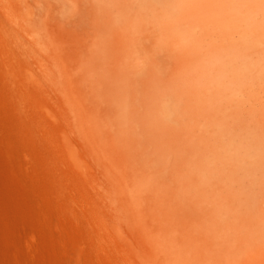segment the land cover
<instances>
[{"label": "rangeland", "instance_id": "obj_1", "mask_svg": "<svg viewBox=\"0 0 264 264\" xmlns=\"http://www.w3.org/2000/svg\"><path fill=\"white\" fill-rule=\"evenodd\" d=\"M2 1H3V4L2 5L0 4V7L2 9V10L0 9V14H3V15H1L0 17H2L3 19H6V21L3 22V19L0 18V32H1L0 36H2V38L0 37L1 38L0 39V48H1L0 53L2 52L0 54L1 62H2V63H0V103L3 104V109H0V120L3 121V122L0 121V124L2 123V125H0V264H49L45 261L47 258L52 259V260L56 259V260L61 262V260L63 258V253H61V251L63 252L64 248L71 249V250H76V249L82 248L81 239L85 240L84 242H86V247L88 246V249H89L88 253L83 254V261L81 264H88V263L89 264H125L126 259L130 262V264H132V262H135L137 260V257H134V258H136V260L132 257L136 252L139 251V254L137 255L138 257L145 254L142 252L144 251L143 248L145 246H147V244H148V242H145L146 237L147 236L151 237L150 235H152V236L166 235L167 232L165 231L166 227H164L161 222H155L153 220H151L150 222L146 221L147 220L146 216L150 215V213L147 211V209L145 210L144 207H141L142 211L138 210L139 219H140V220L139 219L138 220L140 221V223H142L140 226L139 222L138 223L136 222L137 219H133V218L138 217V216H134V213L138 214L137 211H134L131 207L130 212H129V209L127 208V205H129L128 207H130V202L128 201L129 199H127L129 204L125 200V202L127 203V204L125 203L126 204V208H125V206L123 205L124 202H121V200L122 201H124V200L119 198V196L120 197L123 196L125 198V196L123 195V192L121 194L120 190L118 189V188H121V186L123 187V185L118 183V184H120V186H118V187L115 186L117 184V182L116 181L112 182V180H113L112 175H113V170H117V169L119 170L123 167L122 164L126 161L125 158H126V154H127L126 152L127 151H130V153H132V154H138L140 152H144L143 157L145 156L146 158H148L147 162H148V165L150 167V171L148 172V182H149L148 183V185H149L148 189L138 191L137 196L135 198L137 203H139L138 206L141 205L142 198L145 197L147 195V193H149L151 191V188L152 189L154 188V186H153L154 183H156V186H160L161 184H165L166 186H168L169 183H171V185L173 184L171 187L172 188L171 190H172V194H173L174 199H170V201L173 204H177V207L179 209H181L179 213H183V210H184V214L181 217L182 219H184V226L186 225L188 220L192 222V225L190 227L188 225V227H187L188 229L184 231V250H182L184 252V255H188L189 257H191L192 261L190 260V264H264V190L262 189V187L264 185V182H263L264 181V177H263L264 175L261 176V178H262L261 180L259 179L260 175L263 173L262 170L264 171V169H262V165L264 166V157L261 156V154H260L261 152L264 151V149H263L264 145H263V147L261 144L257 145V143H261L262 139H264V135H263L264 134V122L262 124L263 127L261 126V127H259L260 129L258 128V126H260L259 123H261L262 120H264L263 119L264 113L260 112L261 114H263V115H260V113H258L260 108H259V110L255 109L258 111L256 112L254 110V112L256 113L254 115L255 116L257 114L260 115V116L255 117L253 115L254 112L253 113L251 112L252 111L251 109H253L254 107L251 109L249 108L250 106L251 107L253 106L252 101L255 102L256 99H257V101L260 99L259 100L260 102H261V100H263L260 103V107H261V109L264 107L263 106L264 105V95H263V98H261L262 96L258 97L260 93L263 94V92H261L260 90H262V88H264V84H263L264 83V74H260L259 76L257 75L258 76V77H256L257 81L254 79V81L256 83L251 82L250 89H248V88L245 89V90H247L248 93L245 94L243 92L244 94L239 95L240 97L238 95H232V94H222V95L220 94L219 95L217 93L218 95L213 97L214 100H212V98L210 99V97L208 98V96L211 95L213 91L211 90L212 91L211 92L207 88V86H205L206 85L205 80L204 79L202 80V78L199 77V76H201L199 74H198L199 80L196 82H200V84H201V80H202V82L204 81L205 84L202 83L201 85H199L198 83H195V87L197 84H198L197 86H199V87H197V89H194V84L192 83V81H190V79L194 81L193 78H197V77L195 75L193 77V74H196V72H193L192 70H194L195 65L198 66L199 68H202V66H203L202 61L204 62L206 59V58L204 59L202 57L203 56L202 54L205 53L204 56L206 57V55L208 53V51L204 52V53H201V52H203L205 50H210L212 47H214L221 40V37L215 36L213 34H209L208 31L206 32V30L203 29V27H201L202 32L203 33L206 32L209 34V35L205 34L207 37H204L205 35L202 34L203 36H201V37L205 38V42H203L204 39L202 40V38L199 37L200 28H195V30L199 29L198 32L196 30V33L198 34V37L196 39L197 34H194L195 33L194 27L195 26L199 27V26L194 25L192 27V22L193 21L197 22L198 18L196 15L194 17L193 11H192L193 12L192 17H194V18H192V17L188 18V16H186L188 14L187 10H185V12L187 13L185 15V17H187V18H184L185 13L183 11H184V9L193 7L197 3V0H168V2H170L171 4L176 6L177 10L173 11L170 9L167 12H163V13L159 11V7H158L159 4L161 3V0H27L29 3L28 7L25 5L20 6L19 4H21L22 0H16L17 3L15 4V2H14V4L16 6L14 5V7H13L15 9V12H13L14 10L11 9L12 7H10L11 6V3H10L11 0H2ZM12 6H13V4H12ZM185 6H187V7H185ZM9 7L11 10L9 9ZM16 9H17V11H16ZM18 11H20V12H18ZM181 12L184 14H182ZM190 12L191 11H189V13ZM171 13H173V14H171ZM188 15H190V14H188ZM74 16H75V18L78 17L76 21L69 19V17H74ZM60 17L66 18L65 22L59 21V20H61ZM7 19L11 20V22H9V21L7 22ZM5 22L8 24L7 25L8 28L5 25L6 24ZM59 22H61V23H59ZM179 23H180V25H179ZM195 24H197V23H195ZM4 25H5V27H4ZM9 26H11V28ZM181 27H183L185 31L182 30ZM192 28H193L192 31L194 33L189 32V31H191ZM6 30H8V31H6ZM188 33H189V36H192L191 33H193V36L196 35L194 38H192L193 36L191 37L192 40L195 39V41H197V40L198 41L200 40V41L199 42L197 41L194 45H191L192 41L189 42L191 39L190 38L187 39V37H189V36H187ZM3 34H4V36H3ZM185 36H186L187 40H189V39L190 40L189 41L185 40V38H184ZM3 37H5V39ZM11 38L13 39L12 40L13 42L10 41ZM42 38L46 41L48 40L47 42L54 43V45L47 43L49 45L47 47L45 41ZM20 39L22 42L19 41ZM128 39H129V41H128ZM201 40L203 43H201ZM15 41L17 43L20 42L19 45H17V44L15 45ZM9 42H10V44H8ZM24 42H28L29 45L28 44L26 45V43L24 44ZM11 43H13L12 44L13 47L11 46ZM22 43H23V45H20ZM56 44H58V45H56ZM15 46H16V48H14ZM50 46H51L52 50L48 51V48ZM194 46H196V47H194ZM10 47H12V50H14V54L16 52L15 55L20 59H18L15 55L12 56L13 52H12V50H10ZM190 47L192 49H190ZM23 48H24V50L22 51ZM15 49L17 51H15ZM35 49H37V52H38L37 56L35 55L37 53L36 51H34ZM193 49H196V51L193 52L194 51ZM6 50H8V51L5 52ZM28 50H31V51H28ZM199 50L201 52H199ZM9 51H10V53H9ZM23 52H25V53H23ZM28 52L31 53V55ZM198 52L201 53L200 54V56L202 55L201 57L198 55L199 54ZM39 53L41 55H39ZM10 54H12V55L10 56ZM27 54H29V55H27ZM23 55H24V57H23ZM26 55H27V57H26ZM30 56H31L32 60L29 58ZM38 56H40V58H36ZM12 57H14V59H12ZM188 58H190V59H188ZM201 58H203L202 61H201ZM10 59H11V61H10ZM15 59L22 61V65L24 64L23 62H25V64H24L25 66L28 64V62L30 63V61H32V64H30V65L28 64L29 66L27 65V67H26L28 69V73L24 72L25 66H23L24 70L21 67V70L23 72L21 71L20 74H18L20 77L16 74L17 69L15 68L14 64H11L12 62L14 63L16 61ZM38 59H41L42 61H39ZM193 59L195 61L198 59L196 61V63H199V61H200L201 62L200 64L202 66L194 63ZM36 61H38V62H36ZM35 62L38 65V67L36 65H34ZM44 63H46V64H44ZM1 64L4 67L1 68ZM42 64H43V66H42ZM78 64L83 65V67L81 69H78V67H77ZM189 64H191V65L195 64V65H193L194 68L192 69V66H191L190 70H189V68L187 69V67H190ZM186 65H187V67H186ZM33 66L35 68L37 67V69H36L37 72H35L36 70L33 68ZM30 68H32V69H30ZM44 68H46L45 69L46 71H43ZM7 69H12L15 72V75L18 77V79L23 80V84L20 85L21 86L20 91H16V92H18L17 93L18 95H16L15 91L13 93V90L10 91V94H9V92L6 91V89H5V86H7L9 83H7L8 81L5 77V75H2V74L5 73ZM27 69L25 71H27ZM195 69H198V68H195ZM30 70L32 72L34 71L33 72L34 74L30 73L31 77L29 75L28 76L31 80L30 82H33L34 85H36V90H35V86L32 87L33 84H31V83L30 84L28 83L29 87L31 86L30 88H28V85L26 83L29 81L28 80L29 78H27L28 76L23 75V77H22V74H24V73L26 75L29 74ZM103 70H105V71H103ZM187 70L191 71V72H188ZM44 72H45V74H44ZM192 72H193V74H192ZM37 73L39 74L38 77L40 76V73H41L40 78L41 79L43 78L42 82H41V80H39L40 78L37 79V77L35 76V74H37ZM16 76H15L16 85H18L19 80L17 79ZM260 76H262L261 77L262 79L260 78ZM178 77L180 80L179 79L177 80ZM182 78H184V79L182 80ZM25 79L28 81H25ZM181 80H182V82H181ZM195 80H197V79H195ZM189 81L192 84H190ZM20 82L22 83L21 80H20ZM259 82H261V83H259ZM253 83H255V84H253ZM257 83L259 85L261 84L260 87H262V88H259L260 89L259 91L257 90L258 89ZM68 84H69V86H68ZM23 85H24V87H23ZM25 85H27V86H25ZM65 85L68 86V87H66L67 89L68 88L69 89L71 88V89L70 90L66 89V92H65V90H63L65 94L62 92L63 93L62 96H60L61 95L60 93H59L60 95L56 94L55 93L56 90H55V92L53 91V89H55V87L61 88V86L65 87ZM37 86H39V87L37 88ZM187 86H189L188 89L186 88ZM201 86L204 88L206 87L205 89L202 88L204 90V92H203V90L202 91H199L200 89L198 90V88H200ZM254 86H256V87L254 88ZM40 87H41V90H40ZM31 88H33V89H31ZM189 88H191V89L189 90ZM192 88L195 90L194 92H196V96L200 102H198V101L196 102L195 99H193V97L192 98L188 97L189 99L186 98L190 94L188 92H191V91H192L191 93H193V95L191 94V96H194V92H193ZM28 89L31 90L32 92L28 91ZM43 89H45V90H43ZM184 89L186 91H184ZM255 89H256V92H255L256 94L258 92H260L259 94H257L258 95L257 98H255L256 96H254V97H252L251 95L247 96L250 93V91H251L250 94H253L254 93L253 91ZM90 90H92V92H90ZM205 90L208 92L210 91V94L207 92V97H206L209 100H206V98L204 99L203 97H201L203 94L201 96H199V94H201V92L205 93ZM68 91H70L72 94H69ZM197 91H199V93ZM262 91H264V90H262ZM176 92H177V94H176ZM183 92H184V94H183ZM3 93H5V94H3ZM140 93H143V94H140ZM186 93H188V94H186ZM23 94H24V96H23ZM73 95H74V97H71V98H74V99L71 100L70 96H73ZM223 95H225V96H223ZM227 95H228V98H227ZM230 95H232L234 97L237 96L239 98L238 100H240V102L238 100H236L237 99L236 97L235 98L234 97L232 98V96L229 97ZM243 95H245V96H243ZM17 96H20V98L22 97L21 98L22 106L20 108L17 105H15V102H16L15 98H17ZM80 96H82V97H80ZM203 96L205 97V95H203ZM213 96H214V94H213ZM217 96L218 97L222 96L223 98L225 97L224 98L225 100L220 98L223 101H226L228 99L230 100L232 98L233 99V101L231 99L232 106H231V102L228 103L229 100L226 103H224ZM246 96L247 97L251 96V99L247 98ZM241 97H242V99H241ZM244 97H245V99H244L245 101L243 100ZM190 98L193 100H191ZM200 98H201V100H200ZM215 98H218V100H220L219 106L216 105V104H218V102H217L218 100H216ZM252 98L254 100H252ZM73 100L79 102L78 105H77V103L75 105V102H73ZM202 100L204 101L205 106L203 105L204 104L203 102H202L203 103L202 108L197 106L198 110H201L200 112H198V114H201L203 112L204 114L206 113V115H210V113H213V111L217 110V108L215 110V105L217 107H220V105L222 106L224 104L223 107L228 106V107H226L228 112H229L228 108L230 106H231L230 107L231 110L234 109L232 107H236V109L232 112L235 113V111L238 109L236 111V113L237 112L238 113L241 112V113L238 114V116H240V117H237V118L238 119L241 118L244 122L241 121L242 122L241 123L240 120L232 117V115H235V117H236L237 116L236 114L230 115L233 118L232 119L233 122L237 119L236 121H239L240 124L238 122L237 123L235 122L236 124L229 122V124H227L229 129L227 128V130H229V132H230V130H233V128H234V130L231 131L230 135H229L228 134L229 132L226 133V130H225V132H223L224 127L226 126V124L224 122L226 120L227 121L231 120V118H228V117H230L229 114L232 112H230V113L227 112L228 117L226 120H224L222 118L224 120L223 124L225 126H223L221 124L222 119H220V122H219L220 124L217 122V119H213L214 120L213 122L216 121V123H218L219 126L221 125L222 128H221V126L218 127V125L216 123L215 124L217 125V127L212 122H208V124L209 123L214 124L213 128L215 129V127H216V130L214 131L215 134L217 132V128L223 129L220 132H222V136H224V137L220 136L221 133L218 131L216 135H219L218 136L219 139L216 135H214L215 136L214 137L213 136L214 132H212V130H214V129H212L211 128L212 126H210V124L208 125L207 122H205L207 125L203 123V121L205 120L203 117H199L201 119L203 118V120L197 119L196 116H195L196 119H194L192 117L193 114H196L194 111L195 110L198 111L196 106L194 108V105H200L201 106V104H199V103H201ZM215 100H216V102H215ZM12 101H14L13 104H12ZM64 101H67V102H64ZM70 101H71V103H69L66 108H63V109L61 107H60L61 109L58 108L60 105L61 106L63 105L62 107H65V105L62 104V102L68 103ZM170 101H172V102L169 103ZM187 101L189 102V106H188L189 108H191L190 106H192V105H190V103L192 101L193 102L195 101L196 103H198V104L192 103L193 104L192 107L195 109V110L193 108L191 109V111L194 110L191 113L192 115H190V117H192V118L187 117V116H189V113L191 112L189 110V108L185 106L186 104L188 105ZM207 101H209V102L212 101V102L209 103ZM236 101L239 103H241V101L242 102L247 101L245 104L247 105L248 108L246 109V107L243 106L244 105V103H243L242 109H240L241 105L238 106V103H236ZM259 101L257 102L258 103L257 105L254 104L255 107L256 106L259 107ZM165 102L167 105L165 104ZM206 102L210 106L214 105L213 102L216 103L214 105V107H211V112H209L210 107L207 106ZM234 102H235L236 106H235ZM57 103L59 104V106H57L58 105ZM163 103L165 106L163 105ZM227 103L230 105H228ZM71 104L73 105L72 107H74V110H76L77 106L80 105L78 107V109L76 110V112L78 111V115H77V113L75 114V111H74V114L71 115L73 112V110H72V112L70 110ZM248 104H249V106H248ZM14 105L17 109L16 113H15V110H16L15 107L13 108ZM23 105H25L24 107H26V109H24ZM31 105H34V106L32 107ZM47 105L49 107H50V105H51V107L52 106L54 107V109L52 110L53 112L56 111L55 109L58 108L57 114L59 117H61L59 119V121L57 118H55V117H58V116H56V113H54L55 116L52 114V112L50 113V110L48 109L49 107H47L49 112L47 111L46 108L44 109V107H46ZM130 105H131V107H130ZM169 105H170V107H169ZM55 106H57V107H55ZM183 106H184V108H183ZM237 106H238V108H237ZM51 107H50V109L53 108V107L52 108ZM159 107L161 109H159ZM203 107H204V110H203ZM223 107H220V108H223ZM243 107H244V109H243ZM35 108H36V110H35ZM212 108H214V109H212ZM80 109H82L83 115H82L81 111H79ZM93 109H94V111H93ZM179 109H180V111H179ZM205 109L206 110L209 109V111H207L208 113L206 112ZM239 109H240V112H239ZM2 110H4V111H2ZM44 110L46 111V113ZM218 110H220V109H218ZM224 110H225V108H223L221 111H224ZM1 111L4 114H2ZM39 111H40V113H39ZM140 111H141V113H140ZM177 111L181 112V113L178 114ZM183 111L187 112L188 114H186ZM217 111L215 113H218ZM261 111L264 112V110H261ZM7 112H9L8 113L9 117L6 115ZM28 112H30V113H28ZM65 112H67V114H69L68 120L66 117H64V118L62 117L64 115H67ZM169 113H170V115H169ZM215 113H213V114H215ZM222 113H218L219 118L222 115ZM224 113L226 114V111ZM18 114L20 116V117L18 116V118L20 119V122H21L20 123L21 128L24 130V131L22 130V136L24 135L22 138L16 136L14 131L12 129L10 130V128H9L10 124L7 123L10 120V118H13L15 116L17 117ZM25 114H26V117H25ZM30 114H31V116H30ZM198 114H197V116H200ZM219 114H221V115H219ZM225 114L223 117L226 118ZM1 115L3 117L4 116H6V117H4L2 119ZM27 115H28L29 120H31L32 117L34 119H32V121H27V119H26ZM39 115H41V116H39ZM74 115L78 116L80 121H77L78 118H75ZM91 115L93 117H90ZM182 115H183V117H182ZM206 115H203V116H206ZM163 116H165V118ZM169 116H171L170 117L171 119L169 118ZM213 116H215V115H213ZM213 116H211V117L207 116L205 118H207V120H208L209 118H212ZM132 117H135V118H132ZM172 117L175 118V120ZM177 117H178V119H177ZM216 117H217V115H216ZM216 117H214V118H216ZM5 118H7L9 120H7ZM162 118H164V119H162ZM219 118H218V121H219ZM253 118L256 120L254 121ZM184 119H186V120H184ZM82 120L85 121L84 122L85 123L84 125H86L85 127L88 126L87 130H86V128L83 127L84 125L82 124L83 123ZM161 120H162L163 124L164 123H166V124L163 125ZM197 120L201 123H198ZM210 120H208V121H210ZM40 121H42V122H40ZM70 121L73 123V125L75 124L76 126L77 125L80 126V124L83 125V126L82 125L80 126L81 127L80 130H79V128H77L78 126L76 127L75 125H74L75 127L72 125L71 128H73V127L76 128L77 129L76 132L77 131L80 132L83 129L81 132H84V134L86 135L83 137L84 140L78 139V136H77L78 132L74 133L75 130L70 129V127L68 128V126L71 125ZM131 121H133V122H131ZM195 121L197 122V124ZM57 122H58V124H57ZM69 122H70V124H68ZM78 122H79V124H78ZM175 122H178V123H175ZM255 122H257V123L255 124ZM230 123H231V125H230ZM167 124H169V125H167ZM199 124H201L200 129L195 130L196 128H199ZM257 124H258V126H257ZM3 125H4V127H3ZM63 125L64 126L66 125V126L64 127ZM133 126L135 127V129ZM169 126H170V128H169ZM244 126L246 128H248L249 130L252 129L250 132H248L249 131L248 129H247V131H245V132H248L249 134L248 133H242V130H244V129L246 130V128ZM249 126L251 129L249 128ZM162 127L163 128L166 127V129L168 128L167 131L163 130ZM230 127H232V128H230ZM256 127L258 129H255ZM58 128L62 129V130H59ZM65 128H67L68 130H64ZM69 129H70V131H69ZM137 129H138V131H137ZM201 129L207 130L208 132L210 131L209 133L210 134L212 133V137L217 138L218 140L215 139L213 141L214 138L212 139L208 132L206 133V131L204 132ZM254 129H255V131H254ZM172 130L173 131L176 130V131L173 132ZM189 130H190V132H189ZM256 130L258 132H256ZM260 130L263 131L262 138H260L261 137ZM59 131H61L59 133V135L61 134L60 135L61 139L58 135ZM67 131H68V133L71 132V134H68ZM133 131L134 132L136 131V132L134 133ZM234 131H235V134H234ZM162 132H163V134H162ZM181 132H182V134H181ZM255 132H256V134L254 135ZM66 133H67V135H66ZM132 133H133V135H132ZM166 133H167V135H166ZM218 133H220V134H218ZM257 133H259L260 136ZM52 134H53V136H52ZM79 134L81 135V133H79ZM103 134H104V136H103ZM190 134L193 136V138ZM65 135H66V138H65ZM68 135L71 136V137L69 136L70 139L68 138ZM73 135L75 136V138L77 137L76 142L79 140L77 143L75 142L77 145L75 147H74L75 143L73 141L72 142L70 141V140H74ZM87 135H89V138L93 137V140L92 139L89 140ZM90 135H92V137H90ZM130 135H132V136L135 135L134 136V137H136L135 140H134V137L130 138V137H132ZM207 135H209V136H207ZM232 135H234L233 139L231 137ZM236 135H237V137H235ZM242 135L244 137V138L243 137L242 138L244 140L247 139L248 142H249V139H251V138H249L250 136L253 137V139L255 138L256 140H258L259 142L252 139L253 141L250 140V145L253 142H256V143H253L251 146L248 145L246 140H245L246 144L244 143V141H243L244 144L243 143L241 144L240 141L242 139H240V141H239L238 137L241 138ZM25 136H27V137H25ZM63 136L65 139L63 138ZM102 136H103V139L101 138ZM138 136H140V137H138ZM187 136H189V137L187 138ZM228 136H230L231 138ZM79 137L81 138V136H79ZM170 137H172L173 140ZM195 137H197V138H195ZM226 137H228L229 139ZM87 138H88V140H85ZM138 138H140L141 141ZM177 138L179 139V141L177 140ZM209 138H210V140L212 139L211 141H213V142H209ZM224 138L227 141L229 140L228 142L232 141L231 142L232 144L231 145H230V143L227 144L228 143L227 142L225 145L226 140ZM236 138L238 140H236ZM20 139H21V141L23 140L20 145L25 144L24 145L25 147L21 146V150L24 148L21 151V154L15 155L16 157L14 156L15 158H17V160H14V158L10 159L13 156V154H12V152L10 153L8 151L10 153V155H9L6 151L10 149L9 148V147H11L10 143L13 144L14 142H21V141H19ZM185 139H187V140H185ZM192 139H193V141H192ZM234 139L236 142L239 141V145H237L238 142L236 143L234 141ZM259 139H261V140H259ZM24 140L29 141V142H25ZM94 140H96L95 141L96 144H95V142H93ZM132 140H133V142H132ZM30 141H32L34 145L32 143H30ZM60 141H61V143H60ZM62 141H63V143H62ZM64 141H66L65 144H64ZM87 141H88V143H90L89 147H87V145H88V143H86ZM112 141L115 143V145H112ZM128 142H130L131 144ZM214 142H217V143L214 144ZM220 142H222V143H220ZM68 143L70 146L72 145L71 147H74V148H70ZM176 143L178 145H176ZM195 143H196V145H195ZM197 143H199V145ZM211 143H213V144H211ZM59 144H61V148H63V149L66 146L65 150L67 152V155H66V153H64L65 151H62V149L59 148L60 147ZM235 144L237 147H240V148L242 147V149H244L245 151L247 149L251 150V148L253 146H254L253 149L258 147L257 151L260 153H258L256 151V149L251 150V151L249 150V153L247 150L248 154L245 151L240 150V151H242L241 152L242 155H239V154H241L239 152L240 148L239 149H237V147L235 148ZM92 145H93V148L90 149V147H92ZM96 145H98V147H99L98 149L101 148L100 152H99V150H97ZM132 145H134V146L132 147ZM244 145H248L250 148H246L248 146L245 147ZM259 145L262 147L263 151L260 149L261 147ZM138 146H141L142 148L140 149ZM167 146L170 149L167 150ZM192 146H193V148H191ZM219 146H221V147H219ZM226 146H230V148H228ZM129 147H130V150H129ZM144 147L146 148L145 149L146 152L143 150ZM88 148H89V150H92L96 155H93V152L92 153L88 152V153L92 154V156H90L86 152L87 151L86 149H88ZM138 148L140 149V151ZM231 148H235V150L237 152L235 151L236 153L233 154V151H232L233 149H231ZM193 149H194V151H193ZM226 149H228V151ZM259 149L261 151H259ZM171 150H173V151H171ZM177 150H178V152H177ZM201 150H202V152H201L202 155L199 154ZM215 150L218 152H216ZM26 151H28V152H26ZM75 151H76V154L74 153ZM102 151L103 152L105 151L104 152L105 154L102 153ZM254 151H255V153L257 152V154H259V156L257 155V157H256V154L254 153ZM22 152H23V155H22ZM194 152H196L198 154L196 155V153H194ZM214 152L217 153L215 157H213L215 155ZM229 152L231 153L230 155H229ZM100 153L104 154L103 155V161H104V158L105 159L107 158V161L108 160L110 162L112 161L111 163L110 162L109 163L112 164L113 166H115L116 169L112 170L113 167L111 165H109L110 167H107L109 164L107 161H105L106 163H108L107 166L104 165V164H106L104 162V163H102L104 166H101V168H100V165H101L100 163L102 162L101 161L102 155ZM174 154H175V156H174ZM232 154H233V156H232ZM245 154L246 155L250 154V157L249 156L247 157ZM251 154H253L252 158H251V156H252ZM254 154H255V156H254ZM20 155H22V156H20ZM100 155H101V157H100ZM220 155L222 158L220 157ZM243 155H245V156H243ZM65 156H68L69 158H66ZM93 156H95V157L98 156V159L96 160L97 157L93 158ZM225 156L228 159V162H229V157L232 156L231 160L232 159L233 160L231 161V163L234 161L232 164L236 167H237L238 163L242 164V159H240L242 156H243V159H245V162H246V160H248L247 162H249V161H251V163L254 162V164H251V163L247 164V162L246 163L244 162V163L247 164V166L248 165L249 166L255 165V166H252L255 169L251 167V169H248V170H253L254 172H256V175L252 176L251 173L253 171L250 173V175L252 177L257 178V181L260 180L259 181L260 183L263 182L262 185L257 182L258 187L256 186L257 188L256 187L254 188L253 185H255V183H256L255 179L252 177L247 178V176L249 175L248 172H250V171L247 170L248 172H245L244 167L245 168H249V167H246V165L244 163H243L244 164L243 165L244 166L243 171L240 170L241 166L239 167V165H238L239 171H241V173L237 171L238 169L236 167H235L236 168V170H235L233 165L230 168H226L227 165H231V163L227 164V161H226L227 159L225 158ZM227 156H229V157H227ZM235 156H237V158L238 157L239 158L237 159ZM260 156H261V158L263 157L262 158L263 160L260 159ZM78 157H79V159H82L83 161L82 160L76 161L75 159H77ZM90 157H92V158H90ZM246 157L248 159H246ZM175 158H178V159H175ZM235 158L237 159V162H235L236 161V160H234ZM256 158H259V160L258 159L255 160ZM51 159H52V161H51ZM66 159H68V160H66ZM162 159H164V160H162ZM204 159H205V161H203ZM222 159H223V162L221 161ZM224 159H226V160H224ZM252 159L255 161H253ZM71 160H72V162H71ZM199 160L200 161L202 160V161L200 162ZM239 160H241V161H239ZM95 161H96V164L99 161L98 166L95 164ZM18 162L21 165V167H20L21 170L18 168L20 166L18 164ZM80 162H83V164H81ZM87 162L90 164V167H89V164H85ZM225 162L227 165L225 164ZM255 162H257L258 164H259V162H261L262 165L260 164L261 166H258L257 163H255ZM200 163L202 164V166H201V168H198V165H200ZM204 163H206V164H204ZM163 164H164V166H163ZM176 164H179V165L184 167V171L182 173L183 176L180 175L179 178H178V175L172 174L173 171L170 172V170H171L170 166L171 165L176 166ZM51 165H54L55 171L53 170V166H51ZM65 165H66V167H65ZM73 165L76 167H73ZM221 165L223 166L224 170H222V168H220V167H222ZM83 167L86 170H84ZM102 167H105L106 169L108 168L107 169L108 171L106 169L99 170V169H102ZM260 167L262 170L260 171V175H258L257 169H259ZM61 168H64V170ZM97 168H99V169H97ZM209 168H210V170H209ZM78 169H80L81 172ZM87 169L93 170V171L99 170L100 172L96 171L98 173V174H96L95 171L90 172ZM192 169L194 172L192 171ZM212 169H213L214 173L211 171ZM61 170L64 172H62ZM105 170H106V173H108V174L110 173V175H107V177H109V176L112 177V178L110 177L111 178L110 180H108L109 178L106 180L105 178H107V177L103 178L100 176V175L104 176L103 171H105ZM232 170H235L236 172H238L240 176H241L242 172H244V174H242V176L243 175H245V176H244V178H242V176H241V178L244 179L246 182L241 179L242 183H243V181L245 183H247V180H249V179H250L249 180L250 182L251 181L253 182V180H254L255 183L253 182V185L251 187L253 190H248V185H251V184L247 183L245 186H243L241 183H239L240 185H238L237 184L238 181H236V180H238V178L235 179V177L237 175L232 177L234 175V172H235V171L232 172ZM255 170H257V171H255ZM65 171H69L68 174H66L67 172H65ZM79 172L81 174L83 173L84 178H82L83 175L82 176L79 175L80 174ZM111 172H112V174H111ZM208 172H210V173L212 172V174L220 175L219 177L217 176L218 177V181L216 180L217 183L215 182V180L212 176L208 177L210 175V173H208ZM221 172H223V173L227 172V173L222 175ZM236 172H235V174H238ZM58 173H60L59 174L60 176L58 175ZM245 173H248L247 176ZM192 174H194V175L196 174V176L193 177ZM160 175H162V176H160ZM221 176H223V177H221ZM57 177L59 178V180ZM86 177H87V180H86ZM90 177H92L93 181L90 180ZM231 177H232V179H231ZM245 177H246V179H245ZM60 178H62V179H60ZM211 179H213L214 181H212ZM225 179L226 180L231 179V181L233 180L232 185H231V181L227 180V182L228 181L230 182L228 187H230V185L233 187V185L235 183V185L233 187L235 189V192L233 189H231L232 187H230V189L232 191V196H233L231 199V203H230V209L228 207H226L225 204L220 202L219 201L220 198H218V192L224 191V189L221 188L222 187L221 184H224V182H226ZM55 180H57V181H55ZM94 180H95V182H94ZM102 180L104 182L100 183L99 181H102ZM179 180L180 181L182 180L181 183ZM204 180H206V181H204ZM222 180H223V182H221ZM84 181H85V183H84ZM108 181H111V182L107 183ZM194 181H196V182H194ZM239 181H240V178H239ZM75 182L77 183V185ZM115 182H116V184H115ZM157 182H159V183L157 184ZM213 182L216 185H214ZM72 183H74V184H72ZM258 184H260L261 186ZM105 185H107L109 188L107 186L105 188ZM175 185H177V187H178L177 189H176ZM197 185H198V187H197ZM241 185L244 188L240 187ZM75 186H76V188H75ZM81 186H82V191H81V189H79V188H81ZM102 186L104 187V190L106 192H107V190H109L107 193L105 192L104 195L99 194L100 193L99 188H101ZM246 186H247V188H245ZM111 188L113 189L112 192L110 191ZM198 188H199V190H198ZM258 188H259V190H258ZM254 189H255V192H254V195L252 196ZM116 190L118 192H116V194H114ZM121 190H122V188H121ZM83 191L84 192L86 191V192L84 193ZM248 191H252V194H251V192L249 193ZM117 193H119L120 195ZM201 193H203V194H201ZM82 194H85V195H82ZM108 195H112L113 197H115V199L112 196H109L108 198L111 197L112 201H111V199L106 200L105 196L107 197ZM139 196H143V197H141L138 200ZM249 196H250V198H253V199L251 200L249 198ZM103 197L105 200L103 199ZM210 197H211V199L212 198L213 199L211 200ZM88 198H89V200L87 201ZM116 199H119V200H116ZM69 200L71 201L72 204L70 203ZM84 200L87 201L88 205L82 204V202ZM98 200L100 202H102L101 207H100V202ZM130 200H132V199H130ZM244 200H248V201L246 202ZM250 200H251V202H250ZM96 201H98V202H96ZM244 202H246V204H244ZM110 203L113 205L111 206ZM40 204H41V206H39ZM120 205L122 207H118ZM181 205H184V209L182 208L183 206L181 207ZM92 206H93V208H92ZM253 206L255 208H253ZM76 207H79V208H76ZM112 207L114 209H116L117 211L120 210L121 213H118L114 209L112 211L111 210ZM107 208L109 211H111V213L109 212L110 215L106 210ZM121 208H124V210H126V209H128V210H126L125 213H123ZM175 208H176V206L168 207L169 210H174ZM138 209H139V207H138ZM100 211H103V212H100ZM132 211H134V213ZM102 213H105V214L108 213L107 217L109 216L108 218H110V216H111V218L109 220H111V222L113 223V220L116 219L115 221L118 224L117 223L115 224V221L113 224L111 222H110V225L107 224V223H109L108 218H106V215L105 214L103 215ZM126 213H128V214L126 215ZM69 214H71V215H69ZM77 214H80V215L77 216ZM113 214H114V219H112ZM87 215H89V216H87ZM131 215H132V217H131ZM50 216L53 218H51ZM134 220H135V222H134ZM260 221H262V222H260ZM134 223L135 224L137 223L139 226L136 224L135 225L136 227H135ZM132 224L135 228L132 227ZM142 225H143V227H142ZM193 225L195 227H192ZM110 226H113V228ZM137 227L140 228V229L138 228L140 233H142L141 231H143L144 236L146 235V232H147V235L145 236V238L143 237V234L141 236V234L137 232L138 230L136 232L134 231V229L136 230ZM229 227H230V229H229ZM211 228H213L214 230L212 229V231L210 232L209 229H211ZM215 228H217V229H215ZM260 228L262 230H260ZM112 229H114L115 231L112 232ZM116 230H117V232H116ZM95 232L100 235L103 242L102 241L96 242V239L94 238ZM128 232H130V233H128ZM217 232H218V235L220 233L221 234L218 236L216 234ZM115 233L117 234V237H115V235H116ZM137 233H138V235H136ZM141 237H143V239ZM209 237L212 240H210V247L207 250L206 248H202V246H203L202 243H204L206 238H209ZM139 238H141V241ZM143 240H144V243H143ZM99 243H100V245H99ZM141 243H143V244H141ZM149 244H148V246H149ZM227 245H230V247H228V248H231L230 256H228L226 254V248H227L226 246ZM152 246H153V244L150 245L149 247H145V249L148 248L150 250L152 248ZM41 247H43V248H41ZM153 247H154L153 248L154 251L152 250L153 252H157V251L163 252L164 251V250H161L160 248H158V246L154 245ZM110 248H115V249H117L118 252L112 256V259H107L103 255V251H108V250H110ZM135 248L138 251L134 250ZM173 249H175V248H173ZM133 250H134V252H133ZM90 251H92V252H90ZM144 252H146L147 254H150L151 250L149 251L150 253H148L146 250ZM126 253L128 254V256L131 257V259L127 256ZM181 253L182 252H180V254ZM225 256H228L227 259H225ZM114 257H115V259H114Z\"/></svg>", "mask_w": 264, "mask_h": 264}, {"label": "bare ground", "instance_id": "obj_2", "mask_svg": "<svg viewBox=\"0 0 264 264\" xmlns=\"http://www.w3.org/2000/svg\"><path fill=\"white\" fill-rule=\"evenodd\" d=\"M14 2H15V4L17 3L16 0H11V2H10V3H11V6H10V7H12L11 9L14 10V11L12 10L13 12H15V9L13 8L14 5H15ZM0 4H1V5L3 4V1H2V0H0ZM12 4H13V6H12ZM19 5H20V6L25 5V6L28 7V6H29V3H28L27 0H22L21 4H19ZM71 5H72V4H71ZM73 5H74V4H73ZM15 6H16V5H15ZM43 6H44V5H43ZM7 7H8V6H7ZM7 7H6V8H7ZM10 7H9V9H10ZM45 7H46V6H45ZM72 7H73V6H72ZM185 7H187V6H185ZM2 8H3V7H2ZM70 8H71V7H70ZM0 9H1V7H0ZM3 9H4V8H3ZM7 9H8V8H7ZM11 9H10V10H11ZM140 9H141V8H140ZM1 10H2V9H1ZM5 10H6V9H5ZM16 11H17V9H16ZM24 11H25V10H24ZM18 12H20V11H18ZM18 12H17V13H18ZM57 12H58V11H57ZM183 12H184L185 14L182 13V12H181V13L184 14V18H187V17H185V15L187 14V13L185 12V10H184ZM187 12H188V14H190V15H188V14L186 15V16H188V18H189V17H192L193 15H194V17H195V12H194V11H193V12H194L193 15H192V13H193L192 11H191L190 13H189V11H187ZM10 13H11V12H10ZM171 14H173V13H171ZM1 15H3V14H0V16H1ZM7 15H8V14H7ZM3 17H4V16H3ZM9 17H10V16H9ZM194 17H192V18H194ZM0 18L3 19L2 17H0ZM20 18H21V17H20ZM77 18H78V17L75 18V16H74V17H69V19L74 20V21H76ZM192 18H191V19H192ZM18 19H19V18H18ZM58 19H59V18H58ZM60 19H61V20H59V21H62V22H65V20H66V18H64V17H62V18L60 17ZM32 20H33V19H32ZM78 20H79V19H78ZM184 20H185V19H184ZM195 20H196V19H195ZM197 20H198V19H197ZM197 20H196V21H197ZM4 21H6V19H3V22H4ZM8 21L11 22V20L7 19V22H8ZM194 22H195V21L192 22V27H193L194 25L199 26V27H196V26H195V27H194V30H195V28H200V30H199V29H196L197 32H198V30L200 31V32H199V37L203 36L202 34H204V35H205V34H207V35L211 34V33H209V34L206 33L207 31L204 32V33L202 32L201 27H203V26L201 25V23L199 22V20H198L197 22H195V23H197V24H195ZM5 23H6V22H5ZM20 23H21V22H20ZM59 23H61V22H59ZM183 23H184V22H183ZM198 24H199V25H198ZM5 25L7 26L8 24L6 23ZM5 25H4V27H5ZM179 25H180V23H179ZM181 25H182V24H181ZM183 25H184V24H183ZM200 25H201V26H200ZM9 27L11 28V26H9ZM2 28H3V27H2ZM7 28H8V26H7ZM10 28H9V29H10ZM9 29H8V30H9ZM181 29L184 30L183 27H181ZM203 29H204V28H203ZM8 30H6V31H8ZM10 30H11V29H10ZM192 30H193V28H192L191 31H189V32H193ZM196 30H195V33L193 32L194 34H197V33H196ZM184 31H185V30H184ZM203 31H204V30H203ZM0 33H1V32H0ZM2 33H3V32H2ZM17 33H18V32H17ZM193 33H191L192 36H193ZM11 34H12V33H11ZM191 34H190V35H191ZM7 35H8V34H7ZM51 35H52V34H51ZM3 36H4V34H3ZM32 36H33V35H32ZM48 36H49V35H48ZM187 36H189V33H188ZM192 36L187 37V39H188V38L191 39V40L189 39L190 41L186 39V36H185L184 38H185V40H187V41H189V42L192 41V44H191V45H194L198 40H197V41H195V39L192 40V38H194L196 35H194L193 37H192ZM0 37L2 38V36H0ZM9 37H10V36H9ZM191 37H192V38H191ZM197 37H198V34H197V36H196V39H197ZM204 37H207V36L205 35ZM204 37H203V38L201 37L202 40L204 39L203 42H205V38H204ZM1 38H0V39H1ZM3 38L5 39V37H3ZM4 39H3V40H4ZM6 39H7V38H6ZM29 39H30V38H29ZM42 39H43V38H42ZM221 39H222V38H221ZM12 40H13V39L11 38L10 41L13 42ZM43 40H44V39H43ZM51 40H52V39H51ZM183 40H184V39H183ZM202 40H201V43H203ZM219 40H220V39H219ZM1 41H2V40H1ZM5 41H6V40H5ZM19 41H21V39H20ZM44 41H45L47 47L49 46L47 43H49V44H51V45H52V44L54 45V43L47 42L48 40H47V41L44 40ZM44 41H43V42H44ZM128 41H129V39H128ZM187 41H186V42H187ZM193 41H194V42H193ZM199 41H200V40H199ZM199 41H198V42H199ZM3 42H4V41H3ZM21 42H22V41H21ZM53 42H54V41H53ZM182 42H183V41H182ZM19 43H20V42L17 43V42L15 41V45H16V44L19 45ZM25 43H26V45L28 44V42H24V44H25ZM45 43H44V44H45ZM8 44H10V42H9ZM12 44H13V43H11V46H12ZM39 44H40V43H39ZM135 44H136V43H135ZM182 44H183V43H182ZM182 44H181V45H182ZM20 45H23V43L20 44ZM28 45H29V44H28ZM56 45H58V44H56ZM188 45H189V44H188ZM5 46H6V45H5ZM7 46H8V45H7ZM128 46H129V45H128ZM189 46H190V45H189ZM3 47H4V46H3ZM12 47H13V46H12ZM12 47H10V50H12ZM19 47H20V46H19ZM55 47H56V46H55ZM112 47H113V46H112ZM134 47H135V46H134ZM192 47H193V46H192ZM194 47H196V46H194ZM14 48H16V46H15ZM14 48H13V49H14ZM33 48H34V47H33ZM49 48H50V49H49ZM49 48H48V51H49V50L51 51V50H52V49H51V46H50ZM0 49H1V48H0ZM127 49H128V48H127ZM190 49H192V48L190 47ZM4 50H5V49H4ZM23 50H24V48L22 49V51H23ZM31 50H32V49H31ZM31 50H28V51H31ZM193 50H194L193 52L196 51V49H193ZM7 51H8V50H6L5 52H7ZM15 51H17V50L15 49ZM20 51H21V50H20ZM22 51H21V52H22ZM25 51H26V50H25ZM34 51L37 52V49H35ZM34 51H33V52H34ZM38 51H39V50H38ZM207 51H209V50H205V51H203V52H201V51L199 50V52H201V53H204V52H207ZM5 52H4V53H5ZM12 52H13V53H12L13 55L10 54V56H11V55L14 56V55L16 54V52H15V54H14V50H12ZM199 52H198V53H199ZM1 53H2V52H1ZM1 53H0V54H1ZM9 53H10V51H9ZM23 53H25V52H23ZM26 53H27V52H26ZM28 53H29V52H28ZM201 53H199L198 55L200 56ZM6 54H7V53H6ZM29 54L31 55V53H29ZM29 54H27V55H29ZM37 54H38V52H37L35 55L37 56ZM204 54H205V53H204ZM204 54H202L203 56H202V55H201V56L205 59L206 57L204 56ZM27 55H26V57H27ZM39 55H41V54L39 53ZM186 55H187V54H186ZM186 55H185V56H186ZM15 56H16V55H15ZM18 56H19V55H18ZM201 56H200V57H201ZM206 56H207V55H206ZM5 57H6V56H5ZM16 57H17V56H16ZM16 57H15V58H16ZM19 57H20V56H19ZM23 57H24V55H23ZM17 58H18V57H17ZM29 58L32 60L31 56H30ZM36 58H40V56H38V57H36ZM196 58H197V57H196ZM198 58H199V57H198ZM203 58H201V61H202ZM7 59H8V58H7ZM12 59H14V57H12ZM18 59H20V58H18ZM18 59H17V60H18ZM24 59H25V58H24ZM26 59H27V58H26ZM112 59H113V58H112ZM188 59H190V58H188ZM191 59H192V58H191ZM15 60H16V59H15ZM17 60H16L14 63H13V62H12V63L10 62V63L15 65V68L17 69V70L15 69V70H16V74L18 75V74H20V72L22 71V70H21V67H22V69H23V66H25V65H24L25 62H23L24 64L22 65V61H20V60L17 61ZM35 60H36V59H35ZM38 60H39V61H42L41 59H38ZM118 60H119V59H118ZM193 60H194V59H193ZM197 60H198V59H197ZM197 60H196V61H197ZM2 61H3V60H2ZM10 61H11V59H10ZM13 61H14V60H13ZM25 61H26V60H25ZM116 61H117V60H116ZM122 61H123V60H122ZM188 61H189V60H188ZM190 61H191V60H190ZM196 61L194 60L193 62L196 63ZM4 62H5V61H4ZM4 62H3V63H4ZM33 62H34V61H33ZM36 62H38V61H36ZM36 62H35L34 65H36V66L38 67V65L36 64ZM73 62H74V61H73ZM186 62H187V61H186ZM0 63H2V62H1V57H0ZM39 63H40V62H39ZM189 63H190V62H189ZM191 63H192V62H191ZM200 63H201V62L199 61V63H196V64L201 65ZM203 63H204V62L202 61V65H203ZM28 64H29V65L32 64V61H30V63L28 62ZM28 64H27V65H28ZM44 64H46V63H44ZM186 64H187V63H186ZM4 65H5V64H4ZM14 65H13V66H14ZM27 65L25 66V70L27 69V68H26ZM29 65H28V66H29ZM187 65H188V64H187ZM187 65H186V67H187ZM189 65H190V67H187V69L189 68V70H190V69H191V66H192V69H193V68H194L193 65H195V64H193V65L189 64ZM202 65H201V66H202ZM31 66H32V65H31ZM42 66H43V64H42ZM201 66H200V67H201ZM2 67H4V66L1 64V68H2ZM5 67H6V66H5ZM8 67H9V66H8ZM37 67L35 68V67L33 66V68H34L35 70L37 69ZM77 67H78V69H81V68L83 67V65L78 64ZM202 67H203V66H202ZM127 68H128V67H127ZM144 68H145V67H144ZM195 68H199V67L195 65ZM195 68H194V69H195ZM30 69H32V68H30ZM45 69H46V68H44L43 71H46ZM3 70H4V69H3ZM23 70H24V69H23ZM25 70H24V72H25V73H28V69H27V71H25ZM47 70H48V69H47ZM126 70H127V69H126ZM1 71H2V70H1ZM103 71H105V70H103ZM187 71H188V70H187ZM192 71H193V70H192ZM2 72H3V71H2ZM17 72H18V73H17ZM22 72H23V71H22ZM33 72H34V71H33ZM33 72L30 70V71H29V74L26 75V74L24 73V74H22V77H23V75H25V76H28V75H29V76H30V73H33ZM35 72H37V70H36ZM38 72H39V71H38ZM127 72H128V71H127ZM188 72H191V71H188ZM193 72H194V71H193ZM193 72H192V74H193ZM89 73H90V72H89ZM124 73H125V72H124ZM124 73H123V74H124ZM33 74H34V73H33ZM44 74H45V72H44ZM65 74H66V73H65ZM120 74H121V73H120ZM2 75H5V77H6L7 81H8L7 83H9L7 86H5V89H6V91L9 92V94H10V91H12V90H13V93H14V91H15V92H16V91H20V88H21L20 85L23 84V80L20 79V80L22 81V83H21L20 80L18 79V77L15 75V72H14L12 69H7L6 72L3 73ZM38 75H39L38 73L35 74V76L37 77V79L40 78L41 73H40V76H39V77H38ZM190 75H191V74H190ZM194 75L197 77V78H193L195 82H194L193 80H191V79H190V81H192V83L194 84V89H197V87H199V86H197L198 84L201 85L202 83H204V81L202 82V80H203L204 78H203L202 76H199V77L202 78V80H201V84H200V82H196V81L199 80V79H198V74H197V73H196V74H193V77H194ZM15 76H16L17 79L19 80V84H18V85H16ZM18 76H19V75H18ZM29 76H28L27 78H29ZM32 76H33V75H32ZM35 76H34V77H35ZM44 76H45V75H44ZM46 76H47V75H46ZM258 76H259V75H258ZM258 76H256V77H258ZM19 77H20V76H19ZM30 77H31V76H30ZM179 77H180V76H179ZM179 77L177 78V80L179 79ZM261 77H262V76H260V78H261ZM24 78H25V77H24ZM24 78H23V79H24ZM201 78H200V79H201ZM1 79H2V78H1ZM42 79H43V78H42ZM42 79L40 78L39 80H41V82H42ZM54 79H55V78H54ZM183 79H184V78H182V80H183ZM195 79H197V80H195ZM261 79H262V78H261ZM3 80H4V79H3ZM28 80H29V81H28ZM28 80L25 79V81H28V82H26L27 85H28V83H29V84H30V83L33 84L32 87L35 86V90H36V85H34L33 82H30V81H31L30 78H29ZM78 80H79V79H78ZM179 80H180V79H179ZM182 80H181V82H182ZM255 80L257 81L256 78H255ZM5 81H6V80H5ZM33 81H34V80H33ZM89 81H90V80H89ZM187 81H188V80H187ZM190 81H189V82H190ZM51 82H52V81H51ZM85 82H86V81H85ZM252 82H255V81L253 80ZM26 83H25V84H26ZM73 83H74V82H73ZM192 83L190 82V84H192ZM195 83H198V84L196 85V87H195ZM205 83H206V81H205ZM205 83H204V84H205ZM255 83H256V82H255ZM255 83H253V84H255ZM259 83H261V82H259ZM42 84H43V83H42ZM257 84H258V83H257ZM257 84H256V85H257ZM263 84H264V83H263ZM15 85H16V86H15ZM27 85H25V86H27ZM83 85H84V84H83ZM188 85H189V84H188ZM260 85H261V84H260ZM260 85L258 84V89H257L258 91L260 90L259 88H262V87H260ZM68 86H69V84H68ZM68 86H66V85H65V87L63 86L65 89H64L62 86H61L62 89H61V88H56V87H55V89H53V91L55 92V90H56L55 93H56V94H59V93H60L61 95H60V94H59V95L62 96L63 93H64L63 90H65V92H66V89H67L66 87H68ZM191 86H192V85H191ZM205 86H206V85H205ZM1 87H2V86H1ZM23 87H24V85H23ZM30 87H31V86H30ZM30 87H29V85H28V88H30ZM38 87H39V86H37V88H38ZM188 87H189V86H187L186 88L188 89ZM252 87H253V86H252ZM255 87H256V86H254V88H255ZM78 88H79V87H78ZM202 88L205 89L206 87L204 88V87L201 86L200 88H198V90L200 89L199 91H202V90H203ZM247 88L250 89V85H249V87H247ZM31 89H33V88H31ZM60 89H61L62 91H61ZM70 89H71V88H70ZM70 89L68 88L67 90H70ZM190 89H191V88H189V90H190ZM194 89L192 88L193 92L195 91ZM252 89H253V88H252ZM40 90H41V87H40ZM43 90H45V89H43ZM46 90H47V89H46ZM58 90H59V91H58ZM182 90H183V89H182ZM206 90H207V89H206ZM206 90H205V93H202V92H201V94H199V96H201V95L203 94V95H205V97H204L203 95H202L201 97H203V98L205 99V98L207 97V92H208V91H206ZM262 90H264V88H262ZM262 90H260V91L263 92V94H261L260 92L257 91V92H258L257 94H259V93L261 94V95L259 94V96L255 93V92H256V89L253 91V92H254L253 94H250L251 91L249 90L250 93H249L247 96H249V95H251L252 97L256 96L255 98H257V96H258V97L262 96L261 98H263L264 91H262ZM1 91H2V90H1ZM21 91H22V90H21ZM24 91H25V90H24ZM28 91H31V90L28 89ZM173 91H174V90H173ZM184 91H186V90L184 89ZM199 91H197V92L199 93ZM210 91H211V90H210ZM210 91L208 92L209 94H210ZM31 92H32V91H31ZM57 92H58V93H57ZM62 92H63V93H62ZM68 92H69V94H72L70 91H68ZM68 92H67V93H68ZM90 92H92V90H90ZM191 92H192V91H191ZM191 92H188V93H190V94H189L190 96L188 95L186 98H188V97H191V98H192V97H193V99H195L196 102H197V101L200 102L199 99H198L197 96H196V92H194V96H191V94L193 95V93H191ZM203 92H204V90H203ZM211 92H212V91H211ZM213 92H214V93H213ZM213 92H212L211 95L208 96V98L210 97V99L212 98V100H214L213 97H215L216 95L219 94V93L217 94V92H215V91H213ZM17 93H18V92H16V95H18ZM40 93H41V92H40ZM47 93H48V92H47ZM152 93H153V92H152ZM179 93H180V92H179ZM188 93H186V94H188ZM215 93H216V94H215ZM244 93L247 94V93H248L247 90H244ZM244 93H242V94H244ZM3 94H5V93H3ZM43 94H44V93H43ZM56 94H55V95H56ZM64 94H65V93H64ZM79 94H80V93H79ZM81 94H82V93H81ZM138 94H139V93H138ZM140 94H143V93H140ZM162 94H163V93H162ZM176 94H177V92H176ZM183 94H184V92H183ZM213 94H214V96H213ZM242 94H241V95H242ZM254 94H255V95H254ZM67 95H68V94H67ZM197 95H198V94H197ZM219 95H220V94H219ZM221 95H222V94H221ZM23 96H24V94H23ZM33 96H34V95H33ZM139 96H140V95H139ZM195 96H196V97H195ZM211 96H212V97H211ZM223 96H225V95H223ZM231 96H232V95H230L229 97H231ZM238 96H239V95H238ZM243 96H245V95H243ZM247 96H246V97H247ZM251 96H250V97H247V98L251 99ZM4 97H5V96H4ZM4 97H3V98H4ZM71 97H74V95H73V96H70V98H71ZM80 97H82V96H80ZM194 97H195V98H194ZM217 97H218V96H217ZM233 97H234V96H232V98H233ZM235 97L237 98L236 100L239 99L237 96H235ZM235 97H234V98H235ZM239 97H240V96H239ZM1 98H2V97H1ZM21 98H22V97H21ZM21 98H20V96H17V98H15V99H16L15 105H17L19 108L22 106V100H21ZM154 98H155V97H154ZM182 98H183V97H182ZM191 98H190V99H191ZM218 98H219V99L221 98V99L225 100V99H224L225 97L223 98L222 96H221V97H218ZM218 98H215V99L218 100ZM227 98H228V95H227ZM232 98H231V99H232ZM247 98H246V99H247ZM5 99H6V98H5ZM46 99H47V98H46ZM72 99H74V98H71V100H72ZM87 99H88V98H87ZM188 99H189V98H188ZM193 99H191V100H193ZM204 99H203V100H204ZM221 99H220V100H221ZM231 99H230V100L228 99V100H229L228 103L231 102V106H232V101H233V99H232V101H231ZM241 99H242V97H241ZM244 99H245V97L243 98V100H244ZM48 100H49V99H48ZM200 100H201V98H200ZM203 100L201 101V103H199V104H201V106H200V105H194V108H195V106H196V108H197V106L202 108V104L204 103ZM206 100H209V99L206 98ZM206 100H205V101H206ZM216 100H215V102H216ZM220 100L217 101L218 104H216L215 102H213V104H214V105L216 104V105L219 106V104H220L219 101H220ZM223 100H221V101L224 102V103H226V102L228 101V100H226V101H223ZM252 100H254V99L252 98ZM259 100H260V99H259ZM259 100H258V101H259ZM49 101H50V100H49ZM83 101H84V100H83ZM168 101H169V100H168ZM179 101H180V100H179ZM185 101H186V100H185ZM195 101H194V102L192 101V102L190 103V105L193 106L192 103H196ZM238 101L240 102V100H238ZM244 101H245V100H244ZM248 101H249V100H248ZM258 101H257V99L255 100L256 103H255L254 101H252V105H253V106H252V107H251V106L249 107L250 109L254 107L253 109H251V110H252V111H251L252 113L254 112L255 109H258V110H259V108H260V110H259L258 113H260V112L264 113L263 111H261V110H264V109H263L264 107H263L262 109H261V107H260V103H261L263 100H261V102L259 101V107L256 106V107H257V108H256V107L254 106V104H255V105L258 104V103H257ZM13 102H14V101H12V104H13ZM31 102H32V101H31ZM36 102H37V101H36ZM64 102H67V101H64ZM64 102H62V104H64L65 107H62L63 105H62V106H61V105L59 106V104L57 103V104H58L57 106H59L58 108H60V107H61L62 109H63V108H66V107L68 106V104L71 103V101L68 102V103H64ZM73 102H75V105H76V103H77V105H78V103H79V102H77V101H75V100H73ZM171 102H172V101H170L169 103H171ZM187 102H188V101H187ZM202 102H203V103H202ZM207 102H209V101H207ZM207 102H206V103H207ZM211 102H212V101H210L209 103H211ZM239 102L236 101V103H238V106L241 105V106H240V109H242V104H243V103H244L243 106L246 107V109L248 108L247 105L245 104L247 101H246V102H242V101H241V103H239ZM33 103H34V102H33ZM38 103H39V102H38ZM49 103H50V102H49ZM167 103H168V102H167ZM184 103H185V102H184ZM228 103H227V104H228ZM51 104H52V103H51ZM66 104H67V105H66ZM147 104H148V103H147ZM165 104H166V102H165ZM196 104H198V103H196ZM234 104H235V102H234ZM15 105L13 106V108L15 107ZM35 105H36V104H35ZM45 105H46V104H45ZM48 105H49V104H48ZM48 105H47L46 107L43 106L44 109H45V108L47 109V107H49ZM55 105H56V104H55ZM163 105H164V103H163ZM166 105H167V104H166ZM203 105L205 106V103H204ZM214 105H213V106H210V105L207 103V106L210 107V108H209L210 111H209V109H208V110L205 109L206 112H207V111L211 112V107H214ZM216 105H215V110H216V108H217V110L220 109V110H218V111L216 110L218 113H222V112H223L222 115L219 114V115H221L220 118L218 117V113H215L216 111H213V110H212V111H213V113H215V114L210 113V115H206V113L204 114L203 112H202L203 114H202V113H201V114H198V112H200L201 110H198V108H197L198 111H196L192 106H190L191 108H189V107H188V106H189V102H188V105L186 104L185 106L188 107L190 111H191V109L193 108V109L195 110V111H194V110H193V111H194L196 114H193V115H192L191 113H192L193 111H191V112L189 113V116H187L186 114H188V113L185 112V111H183V112L186 113V114H185V113H184V114H185L188 118H192V117H193L194 119H196V118H195V116H196L197 119H200V120H203V118H204V119H205V120L203 121L204 124H206L205 122H207V124H208V122H212V123L215 124L216 121L213 122V121H214L213 119H217V122L219 123V122H220V119L223 118L224 120H226L227 117H228V116H227V115H228V114H227L228 111H227V109H226V107H228V106L223 107L224 104H223L222 106L220 105V107L225 108L224 111H221L223 108L217 107ZM228 105H230V104H228ZM24 106H25V105H23V107H24ZM31 106L33 107L34 105H31ZM37 106H38V105H37ZM57 106H55V107H57ZM69 106H70V105H69ZM72 106H73V105L71 104V108H70V110H71V112H72V110H73V112H72L71 115L74 114V111H75V114L77 113V115H78V111L76 112V110L78 109V107H79L80 105L77 106V109L75 108L76 110H74V107H72ZM164 106H165V105H164ZM174 106H175V105H174ZM174 106H173V107H174ZM207 106H206V107H207ZM231 106H230V107H231ZM235 106H236V104H235ZM238 106H237V108H238ZM248 106H249V104H248ZM263 106H264V105H263ZM5 107H6V106H5ZM8 107H9V106H8ZM50 107H51V105H50ZM50 107L48 108V109L50 110V113L52 112L53 115H54V113H56V116H58V114H57V109H58V108L55 109L56 111L53 112L52 110L54 109V107L52 106V107H53V108L51 107L52 109H50ZM130 107H131V105H130ZM169 107H170V105H169ZM206 107H205V108H206ZM230 107H229V108H230ZM244 107H243V109H244ZM61 108H60V109H61ZM163 108H164V107H163ZM165 108H166V107H165ZM183 108H184V106H183ZM207 108H208V107H207ZM229 108H228V110H229L228 113H230V112H232V111H234V110L236 109V107H232V108H234L233 110H231V108H230V109H229ZM0 109H3V104H2V103H0ZM5 109H6V108H5ZM15 109H16V107H15ZM15 109H14V110H15ZM24 109H26V107H24ZM24 109H23V110H24ZM31 109H32V108H31ZM48 109H47V111H48ZM60 109H59V110H60ZM159 109H161V108L159 107ZM172 109H173V108H172ZM180 109H181V108H180ZM180 109H179V111H180ZM186 109H187V108H186ZM186 109H185V110H186ZM212 109H214V108H212ZM240 109H239V112H240ZM250 109H249V110H250ZM29 110H30V109H29ZM35 110H36V108H35ZM39 110H40V109H39ZM64 110H65V109H64ZM162 110H163V109H162ZM164 110H165V109H164ZM170 110H171V109H170ZM203 110H204V107H203ZM237 110H238V109H237ZM237 110H236V111H237ZM258 110H255V111L257 112ZM2 111H4V110H2ZM2 111H1V113H2ZM5 111H6V110H5ZM24 111H25V110H24ZM27 111H28V110H27ZM37 111H38V110H37ZM44 111H45V110H44ZM61 111H62V110H61ZM79 111H81V113L83 112L82 109H80ZM93 111H94V109H93ZM136 111H137V110H136ZM225 111H226V114L224 113ZM236 111H235V113H233V112L230 113L229 116L232 115V114H236V115H237L236 117H235V115H232V117H233V118L240 117V116H238V114H240L241 112H240V113H238V112L236 113ZM16 112H17V109L15 110V113H16ZM48 112H49V111H48ZM63 112H64V111H63ZM71 112H70V113H71ZM130 112H131V111H130ZM166 112H167V111H166ZM172 112H173V111H172ZM183 112H182V113H183ZM8 113H9V112H7V114H6V113H5V114L9 117ZM24 113H25V112H24ZM26 113H27V112H26ZM28 113H30V112H28ZM37 113H38V112H37ZM39 113H40V111H39ZM39 113H38V114H39ZM45 113H46V111H45ZM65 113L67 114V112H65ZM81 113H80V114H81ZM140 113H141V111H140ZM159 113H160V112H159ZM167 113H168V112H167ZM174 113H175V112H174ZM177 113L179 114V113H181V112H178V111H177ZM207 113H208V112H207ZM2 114H4V113H2ZM20 114H21V113H20ZM31 114H32V113H31ZM31 114H30V116H31ZM60 114H61V113H60ZM80 114H79V115H80ZM165 114H166V113H165ZM184 114H183V115H184ZM197 114L200 115V116H197ZM212 114L215 115V116H213ZM224 114L226 115V118L223 117ZM254 114H256V113L254 112L253 115H254ZM15 115H16V114H15ZM71 115H70V116H71ZM82 115H83V113H82ZM82 115H81V116H82ZM93 115H94V114H93ZM161 115H162V114H161ZM161 115H160V116H161ZM169 115H170V113H169ZM175 115H176V114H175ZM183 115H182V117H183ZM190 115H192V117H190ZM203 115H206V116H203ZM216 115H217V117H216ZM260 115H263V114L260 113ZM260 115L257 114L256 116H260ZM1 116H2V115H1ZM11 116H12V115H11ZM18 116H19V114L17 115V117L15 116V117H13V118H10V120L7 119V118H5V119L9 120L7 123L10 124V126H9L10 130L12 129V130L14 131V133H15L16 136L22 138V137L24 136V135L22 136V130H23V129L21 128V124H20L21 122H20V119L18 118ZM37 116H38V115H37ZM39 116H41V115H39ZM54 116H55V115H54ZM67 116H68V117H67ZM86 116H87V115H86ZM123 116H124V115H123ZM166 116H167V115H166ZM172 116H173V115H172ZM207 116H209V117L213 116L212 118H209V117H208V118H209L208 120L211 119L212 121H211V120L208 121L207 118H205V117H207ZM254 116H255V115H254ZM256 116H255V117H256ZM4 117H6V116H4ZM4 117L2 116V119H3ZM19 117H20V116H19ZM25 117H26V114H25ZM58 117H59V116H58ZM58 117H55V118H57L58 121H59V119H60L61 117H59V118H58ZM62 117H63V118L66 117L67 120H68V118H69V114L64 115V116H62ZM74 117H75V118H78L77 121H80L78 116H75V115H74ZM90 117H93V116L91 115ZM90 117H89V118H90ZM163 117L165 118V116H163ZM170 117H171V116H169V118H170ZM173 117H174V116H173ZM173 117H172V118H173ZM179 117H180V116H179ZM199 117H203V118L201 119V118H199ZM214 117H216V118H214ZM232 117H231V116L228 117V118H231V120H228V121L226 120L225 122H224V120L222 119L223 121L221 120V124H222L223 126H225V125L223 124V122H224V123L226 124V126L224 127V130H223V129H221L222 126L220 125L221 128H219V129L217 128V132H218V131L220 132V131H222V130H223V132H225V130H226V133H227V132H229V130H227V128H228L227 124H229V122H232V123H235V122L237 123V122H238V123H239V121H236L238 118L233 122V121H232V119H233ZM251 117H252V116H251ZM29 118H30V117H29ZM39 118H40V117H39ZM63 118H62V119H63ZM66 118H65V119H66ZM130 118H131V117H130ZM132 118H135V117H132ZM159 118H160V117H159ZM164 118H162V119H164ZM218 118H219V121H218ZM5 119H4V120H5ZM26 119H27V121H32V119H34V118L32 117V119L29 120V119H28V115H27V118H26ZM71 119H72V118H71ZM71 119H70V120H71ZM170 119H171V118H170ZM173 119L175 120V118H173ZM173 119H172V120H173ZM177 119H178V117H177ZM253 119H254V118H253ZM263 119H264V116H263ZM83 120H84V119H83ZM83 120H82V121H83ZM131 120H132V119H131ZM134 120H135V119H134ZM184 120H186V119H184ZM184 120H183V121H184ZM238 120H240V122L243 121L241 118H239ZM255 120H256V119H254V121H255ZM0 121L3 122L2 120H0ZM34 121H35V120H34ZM43 121H44V120H43ZM64 121H65V120H64ZM75 121H76V120H75ZM188 121H189V120H188ZM193 121H194V120H193ZM5 122H6V121H5ZM38 122H39V121H38ZM40 122H42V121H40ZM70 122H71V121H70ZM70 122H69L68 124H70ZM84 122H85V121H83V123H82L83 125L85 124ZM131 122H133V121H131ZM161 122H162V120H161ZM164 122H165V121H164ZM173 122H174V121H173ZM195 122H196V121H195ZM197 122H198V123H201V122H199L198 120H197ZM197 122H196V124H197ZM243 122H244V121H243ZM263 122H264V120H262V122L259 123L260 126H258V124H257L258 128L262 126ZM59 123H60V122H59ZM65 123H66V122H65ZM80 123H81V122H80ZM175 123H178V122H175ZM184 123H185V122H184ZM193 123H194V122H193ZM203 123H202V124H203ZM212 123H211V124L209 123V124H210V126H212L211 128L214 129V128H213L214 124H212ZM218 123H216V124L218 125V127H220V126H219L220 123H219V124H218ZM236 123H235V124H236ZM241 123H242V122H241ZM256 123H257V122H255V124H256ZM4 124H5V123H4ZM9 124H8V125H9ZM32 124H33V123H32ZM39 124H40V123H39ZM43 124H44V123H43ZM57 124H58V122H57ZM78 124H79V122H78ZM82 124H80V126H81ZM162 124H163V122H162ZM165 124H166V123H164L163 125H165ZM171 124H172V123H171ZM186 124H187V123H186ZM207 124H206V125H207ZM209 124H208V125H209ZM216 124H215V126L217 127ZM239 124H240V123H239ZM243 124H244V123H243ZM243 124H242V125H243ZM0 125H2V123H1ZM37 125H38V124H37ZM55 125H56V124H55ZM72 125H73V123L71 122V125L68 126V128L70 127V129L75 130V131H74V133H75L77 129L74 128V127H75L76 125H75V124H74L75 126L73 125V126H74V127H73L74 129L71 128ZM83 125H82V126H83ZM159 125H160V124H159ZM167 125H169V124H167ZM177 125H178V124H177ZM194 125H195V124H194ZM200 125H201V124H199V128H196L195 130L200 129ZM230 125H231V123H230ZM250 125H251V124H250ZM23 126H24V125H23ZM34 126H35V125H34ZM42 126H43V125H42ZM45 126H46V125H45ZM63 126H64V125H63ZM65 126H66V125H65ZM65 126H64V127H65ZM77 126H78V127H77ZM77 126H76V127L79 128V130H80L81 127H80L79 125H77ZM85 126H86V125H84L83 127L86 128V130H87L88 126H87V127H85ZM137 126H138V125H137ZM178 126H179V125H178ZM196 126H197V125H196ZM196 126H195V127H196ZM253 126H254V125H253ZM253 126H252V127H253ZM255 126H256V125H255ZM3 127H4V125H3ZM5 127H6V126H5ZM38 127H39V126H38ZM111 127H112V126H111ZM133 127H134V126H133ZM167 127H168V126H167ZM181 127H182V126H181ZM216 127H215L214 130L211 129L212 132H214V131L216 130ZM244 127H245V126H244ZM262 127H263V126H262ZM6 128H7V127H6ZM46 128H47V127H46ZM61 128H62V127H61ZM162 128H163V127H162ZM169 128H170V126H169ZM172 128H173V127H172ZM230 128H232V127H230ZM245 128H246V127H245ZM249 128H250V126H249ZM258 128L256 127L255 129H258ZM2 129H3V128H2ZM37 129H38V128H37ZM58 129H59V128H58ZM70 129H69V131H70ZM134 129H135V127H134ZM167 129H168V128H167ZM167 129H166V127L163 128V130H166V131H167ZM228 129H229V128H228ZM247 129H248V128H246V130H245V129L242 130V133H248V132H250V131L252 130V129L250 128L251 130L248 129L249 131H248V132H245V131H247ZM255 129H254V131H255ZM259 129H260V128H259ZM45 130H46V129H45ZM47 130H48V129H47ZM59 130H62V129H59ZM64 130H68V129L65 128ZM82 130H83V129H82ZM82 130H81V131H82ZM201 130H203V129H201ZM233 130H234V128H233ZM233 130H230V132L233 131ZM23 131H24V130H23ZM81 131H80V132L77 131V132H78V135L76 134V135L78 136V139H80V140H82L83 137L86 136V135L84 134V132H81ZM137 131H138V129H137ZM166 131H165V132H166ZM172 131H173V130H172ZM175 131H176V130H175ZM175 131H173V132H175ZM203 131H204V132L206 131V133L208 132L207 130H203ZM243 131H244V132H243ZM1 132H2V131H1ZM38 132H39V131H38ZM55 132H56V131H55ZM60 132H61V131L58 132V135H59ZM65 132H66V131H65ZM77 132H76V133H77ZM85 132H86V131H85ZM133 132H134V131H133ZM135 132H136V131H135ZM135 132H134V133H135ZM184 132H185V131H184ZM189 132H190V130H189ZM209 132H210V131H209ZM209 132H208V133H209ZM217 132H216V134H217ZM230 132L228 133L229 135H230ZM256 132H258V131L256 130ZM256 132L254 133V135L256 134ZM260 132H261V137H260V138H262V133H263V131L260 130ZM11 133H12V132H11ZM56 133H57V132H56ZM67 133H68V131H67ZM67 133H66V135H67ZM79 133H81V135H80ZM82 133H83V134H82ZM140 133H141V132H140ZM169 133H170V132H169ZM201 133H202V132H201ZM220 133H221V134H220ZM220 133H218V134H220V136H222V132H220ZM29 134H30V133H29ZM54 134H55V133H54ZM68 134H71V132H69ZM88 134H89V133H88ZM127 134H128V133H127ZM154 134H155V133H154ZM162 134H163V132H162ZM173 134H174V133H173ZM177 134H178V133H177ZM177 134H176V135H177ZM181 134H182V132H181ZM202 134H203V133H202ZM202 134H201V135H202ZM204 134H205V133H204ZM216 134H215V132H214L213 136L216 135ZM231 134H232V133H231ZM234 134H235V131H234ZM248 134H249V133H248ZM248 134H247V135H248ZM251 134H252V133H251ZM251 134H250V135H251ZM257 134L260 136L259 133H257ZM26 135H27V134H26ZM60 135H61V134H60ZM60 135H59V137H60ZM66 135H65V138H66ZM74 135H75V134H74ZM74 135H73V136H74ZM82 135H83V136H82ZM132 135H133V133H132ZM132 135H130V136H132ZM166 135H167V133H166ZM168 135H169V134H168ZM190 135H191V134H190ZM197 135H198V134H197ZM209 135H210V137H211L212 139L215 137V136L212 137V133H211V134L209 133ZM209 135H207V136H209ZM225 135H226V134H225ZM239 135H240V134H239ZM254 135H253V136H254ZM263 135H264V134H263ZM41 136H42V135H41ZM52 136H53V134H52ZM69 136H70V135H68V138H69ZM79 136H81V138H80ZM103 136H104V134H103ZM103 136L101 137L102 139H103ZM134 136H135V135H134ZM134 136H132V137H130V138H133ZM185 136H186V135H185ZM191 136H192V135H191ZM195 136H196V135H195ZM202 136H203V135H202ZM216 136L218 137L219 135H216ZM233 136H234V135L231 136L232 139H233ZM245 136H246V135H245ZM248 136H249V135H248ZM256 136H257V135H256ZM259 136H258V137H259ZM25 137H27V136H25ZM31 137H32V136H31ZM44 137H45V136H44ZM46 137H47V136H46ZM70 137H71V136H70ZM87 137L89 138V135H87ZM90 137H92V135H90ZM138 137H140V136H138ZM156 137H157V136H156ZM183 137H184V136H183ZM188 137H189V136H187V138H188ZM222 137H224V136H222ZM228 137H230V136H228ZM228 137H226V138H228ZM231 137H230V138H231ZM235 137H237V135H236ZM242 137H243V135L241 136V138L238 137L239 141H240V139H242V140H241L242 142L240 141V143L242 144L243 141H244V143H245V140H246L247 143H248V145H250V140H252L253 137H251V136L249 137V138H251V139H249V142H248L247 139L244 140V139H243L244 137H243V138H242ZM254 137H255V136H254ZM63 138H64V136H63ZM65 138H64V139H65ZM76 138H77V137H76ZM76 138H75V136H74V137H73L74 140H70V141H71V142L73 141V142L75 143L76 140H77ZM88 138L85 139V140H88ZM135 138H136V137H134V140H135ZM143 138H144V137H143ZM170 138H172V137H170ZM174 138H175V137H174ZM184 138H185V137H184ZM192 138H193V136H192ZM195 138H197V137H195ZM256 138H257V137H256ZM15 139H16V138H15ZM15 139H14V140H15ZM40 139H41V138H40ZM47 139H48V138H47ZM60 139H61V137H60ZM69 139H70V138H69ZM90 139L93 140V137H92V138H89V140H90ZM138 139L140 140V138H138ZM212 139H211V140H212ZM215 139L218 140L219 137H218V139H217V138H214L213 141H214ZM224 139H225V138H224ZM228 139H229V138H228ZM238 139L236 138V140H238ZM257 139H258V138H257ZM17 140H18V139H17ZM54 140H55V139H54ZM56 140H57V139H56ZM83 140H84V139H83ZM172 140H173V138H172ZM177 140L179 141L178 138H177ZM185 140H187V139H185ZM196 140H197V139H196ZM211 140H210V138H209V142H213V141H211ZM225 140H226V139H225ZM253 140H256V139L254 138ZM253 140H252V141H253ZM259 140H261V139H259ZM19 141H21V139H20ZM22 141H23V140H22ZM22 141H21V142H14L15 144H14V143H13V144L10 143V144H11V147L8 146L10 149L6 151L9 155H10V153L12 152L13 156L11 155L12 157H11L10 159H13V158H14V160H17V158H15V157H16L15 155H19V154H21V151L24 149V148H23V149L21 150V146H24V145H25V144H24V145H20V144L22 143ZM24 141H25V142H29V141H26V140H24ZM78 141H79V140H78ZM78 141H77V142H78ZM95 141H96V140H94L93 142H95ZM140 141H141V140H140ZM175 141H176V140H175ZM189 141H190V140H189ZM192 141H193V139H192ZM192 141H191V142H192ZM220 141H221V140H220ZM228 141H229V140H228ZM228 141L226 140L225 145H226V143H227ZM234 141H235V139H234ZM239 141H237V142H238L237 145H239ZM256 141H258V140H256ZM49 142H50V141H49ZM54 142H55V141H54ZM57 142H58V141H57ZM65 142H66V141H64V144H65ZM77 142H76V143H77ZM132 142H133V140H132ZM196 142H197V141H196ZM223 142H224V141H223ZM231 142H232V141H231ZM231 142H228L227 144L230 143V145H231V144H232ZM235 142H236V141H235ZM237 142H236V143H237ZM258 142H259V141H258ZM260 142H261V141H260ZM263 142H264V139H262V142H261V143H257V145H258V144H261L262 147H263V145H264ZM30 143L33 144L32 141H30ZM60 143H61V141H60ZM62 143H63V141H62ZM74 143H73V144H74ZM76 143H75L74 147L77 146ZM86 143H88V141H87ZM128 143H130V142H128ZM138 143H139V142H138ZM170 143H171V142H170ZM192 143H193V142H192ZM215 143H217V142H214V144H215ZM220 143H222V142H220ZM244 143H243V144H244ZM253 143H256V142H253ZM253 143H252V144H253ZM262 143H263V144H262ZM64 144H63V145H64ZM89 144H90V143H88L87 147H89ZM95 144H96V142H95ZM130 144H131V143H130ZM183 144H184V143H183ZM186 144H187V143H186ZM197 144L199 145V143H197ZM211 144H213V143H211ZM245 144H246V143H245ZM252 144H251V145H252ZM33 145H34V144H33ZM59 145H60L59 148H61V144H59ZM68 145H69V143H68ZM112 145H115V143H114L113 141H112ZM169 145H170V144H169ZM176 145H178V144L176 143ZM187 145H188V144H187ZM195 145H196V143H195ZM219 145H220V144H219ZM223 145H224V144H223ZM248 145H244V146L246 147V146H248ZM251 145H250V146H251ZM254 145H255V144H254ZM257 145H256V146H257ZM69 146H70V145H69ZM71 146H72V145H71ZM71 146H70V148H74V147H71ZM96 146H97V150H99V152H100L101 148L98 149V148H99L98 145H96ZM96 146H95V147H96ZM133 146H134V145H132V147H133ZM180 146H181V145H180ZM211 146H212V145H211ZM214 146H215V145H214ZM221 146H222V145H221ZM221 146H219V147H221ZM233 146H234V145H233ZM241 146H242V145H241ZM256 146H255V147H256ZM259 146H260V145H259ZM8 147H7V148H8ZM24 147H25V146H24ZM31 147H32V146H31ZM33 147H34V146H33ZM138 147H139L140 149L142 148L141 146H138ZM169 147H170V146H169ZM174 147H175V146H174ZM223 147H224V146H223ZM226 147L230 148V146H226ZM231 147H232V146H231ZM236 147H237V146H236V144H235V148H236ZM245 147H244V148H245ZM260 147H261V146H260ZM262 147H261L260 149L263 151L264 147H263V149H262ZM65 148H66V146L64 147V149H63V148H61V149H62V151H65L64 153H66V155H67V152H66ZM67 148H68V147H67ZM92 148H93V145H92V147H90V149H92ZM139 148H138V149H139ZM151 148H152V147H151ZM191 148H193V146H192ZM215 148H216V147H215ZM215 148H214V149H215ZM235 148H231V149H233V150H232V151H233V154H235V153L237 152V151L235 150ZM239 148H240V147H237V149H239ZM246 148H250V147L248 146V147H246ZM246 148H245V149H246ZM253 148H254V146L251 148V150H255V149H256V151H257V149H258V147L255 148V149H253ZM75 149H76V148H75ZM83 149H84V148H83ZM119 149H120V148H119ZM140 149H139V151H140ZM145 149H146V148L144 147L143 150L145 151ZM168 149H170V148H168V146H167V150H168ZM174 149H175V148H174ZM220 149H221V148H220ZM231 149H230V150H231ZM260 149H259V151H261ZM73 150H74V149H73ZM86 150H87V151H86L87 153H88V152H90V153L93 152L92 150H89V148L86 149ZM129 150H130V147H129ZM133 150H134V149H133ZM143 150H142V151H143ZM156 150H157V149H156ZM222 150H223V149H222ZM224 150H225V149H224ZM226 150L228 151V149H226ZM240 150L245 151L244 149H242V147L239 149V152L241 153L242 151H240ZM247 150H248V153H249V150H250V149H247ZM247 150L245 151L246 153H247ZM251 150H250V151H251ZM8 151H9L10 153H9ZM70 151H71V150H70ZM77 151H78V150H77ZM94 151H95V150H94ZM171 151H173V150H171ZM182 151H183V150H182ZM193 151H194V149H193ZM215 151H216V150H215ZM232 151H231V152H232ZM235 151H236V152H235ZM6 152H5V153H6ZM26 152H28V151H26ZM104 152H105V151H104ZM104 152L102 151V153H104ZM124 152H125V151H124ZM145 152H146V151H145ZM177 152H178V150H177ZM179 152H180V151H179ZM201 152H202V150H201L200 153H199L200 155H202ZM216 152H218V151H216ZM257 152H258V151H257ZM257 152L255 153V151H254V153L256 154V157H257V155L259 156V154H257ZM263 152H264V151H263ZM263 152H261V153L258 152V153H260L261 156L264 157V153H263ZM44 153H45V152H44ZM62 153H63V152H62ZM64 153H63V154H64ZM74 153L76 154V151H75ZM90 153H88V154H89L90 156H92V154H90ZM97 153H98V152H97ZM102 153H100V154L102 155V160H101L102 162L100 163V164H101V165H100V168H101V166H104V165L107 166V164L110 162L109 160L107 161V158H106V159L104 158V161H103V155H104L105 153H104V154H102ZM126 153H127V154H126V158H125L126 161L122 164L123 167H122L121 169H119V170H118V169H117V170H113V169H116V167L113 166L112 164H110L112 161H111V162L108 164V166H107V167H110L109 165H111V166L113 167V168H112V170H113V175H112V176H113V180H112V182L116 181L117 184L120 183L121 185H123V187L121 186L122 190H121V188H118V189L120 190V193L122 194V192H123V195L125 196V198H124L123 196H122L123 198L119 196V198H121V199L124 200V201L121 200V202H124L123 205L125 206V208H126V204L128 203V201L130 202V207H128L129 205H127V208L129 209V212H130L131 207H132V209H133L134 211H137L138 214H135L134 211H132V212L134 213V216H138V217L133 218V219H137L136 222H137V223L139 222L140 226H141L142 223H140V221H139L140 219H139V212H138V210H141V211H142L141 207H144V209H145V210L147 209V211L150 213V215H147V216H146V219H147L146 221H147V222H148V221L150 222L151 220H153V221H155V222H161V223L163 224V226L166 227V230H165V231L167 232L166 235H161V236H160V235H157V236H152V235H150L151 237L147 236V237H146V241H145V242H148V244L150 243L149 246L152 245V244H153V246H154V245H155V246H158V248H160L161 250H164L163 252H161V251H159V252H158V251H157V252H153V251H154V249H153L154 247L152 246V248L150 249V250H151V253H150V252H149L150 250H149L148 248L145 249V247H149L148 244H147V246H145V247L143 246V247H144L143 249H144V251L146 250V251H147L148 253H150V254H147L146 252H144V251L142 250V251H143L142 253H145V254H143L142 256H139V257H138L137 255L139 254V251L136 250V248H135L134 250H136V251H138V252H136L137 254H136V253H135V254L133 253L134 255H133L132 257H133V258H134V257H137V260H136V258H134L136 261H135V262H132V264H135V263H136V264H190V260L192 261L191 257H189L188 255H184V252H183L182 250H184V231L188 229V228H187L188 225H189V227L192 225V222L188 220L187 223H186V225L184 226V219L181 218V217L183 216V214H184V210H183V213H179L181 209H179V208L177 207V204H173V203L170 201V199H174L173 194H172V190H171V189H172L171 187H172L173 184L171 185V183H169L168 186H166L165 184H161L160 186H156V183H154V184H153L154 188H153V189L151 188V191H150L149 193H147V195H146L145 197H143V196H139L138 200H139L141 197H143V198H142V201H141V205L138 206L139 203H137V201L135 200L138 191H140V190H144V189L147 190V189H148V186H149V185H148V183H149V182H148V172L150 171V167H149L148 162H147L148 158H146L145 156L143 157L144 152H140V153H138V154H132V153H130V151H127ZM133 153H134V152H133ZM163 153H164V152H163ZM180 153H181V152H180ZM194 153H196V152H194ZM214 153H215V152H214ZM222 153H223V152H222ZM248 153H247V154H248ZM252 153H253V152H252ZM24 154H25V153H24ZM46 154H47V153H46ZM60 154H61V153H60ZM175 154H176V153H175ZM175 154H174V156H175ZM178 154H179V153H178ZM197 154H198V153H196V155H197ZM216 154H217V153H215V155H214L213 157H215ZM230 154H231V153L229 152V155H230ZM233 154H232V156H233ZM238 154H239V153H238ZM243 154H244V153H243ZM255 154H254V156H255ZM22 155H23V152H22ZM22 155H20V156H22ZM30 155H31V154H30ZM93 155H96V154L93 152ZM101 155H100V157H101ZM239 155H242V153L239 154ZM239 155H238V156H239ZM245 155H246V154H245ZM245 155H243V156H245ZM251 155H252V156H251V158H252V157H253V154H251ZM14 156H15V157H14ZM20 156H19V157H20ZM44 156H45V155H44ZM46 156H47V155H46ZM77 156H78V155H77ZM83 156H84V155H83ZM209 156H210V155H209ZM209 156H208V157H209ZM218 156H219V155H218ZM232 156H231V157H232ZM243 156L240 158V159H242V164H239V163H238V164H237V167L234 166V165L232 164L234 161L231 163V161L233 160V159L231 160V157L227 156V157H229V162H228V159H227L226 156H225V158H226L227 160H226V159H224V160L227 161V164H228V163H231V165H227L226 162H225V164L227 165L226 168H230V167L233 165L234 168L236 167V168L238 169L237 171L241 173V171H239V168H238V165H239V167L241 166V169H240V170L243 171V170L245 169V172L250 171V172H248L249 175H250V173H251L253 170H248V169H251V167H252V166H255V165H252V166H249V165H248V166H247V164H250L251 161L247 162L248 160H246L247 164H245L246 162H245V159H243ZM246 156H247V157H248V156L250 157V154H249V155H246ZM261 156H260V159L263 158V157L261 158ZM19 157H18V158H19ZM47 157H48V156H47ZM47 157H46V158H47ZM65 157H66V158H69L68 156H65ZM96 157H97V158H96ZM96 157L93 156V158H96V160H97V159H98V156H96ZM142 157H143V158H142ZM203 157H204V156H203ZM220 157H221V155H220ZM235 157L237 158V156H235ZM247 157H246V159H248ZM90 158H92V157H90ZM152 158H153V157H152ZM163 158H164V157H163ZM206 158H207V157H206ZM206 158H205V159H206ZM221 158H222V157H221ZM236 158L234 159V160H236L235 162H237V159H238L239 157H238L237 159H236ZM254 158H255V157H254ZM19 159H20V158H19ZM47 159H48V158H47ZM60 159H61V158H60ZM159 159H160V158H159ZM175 159H178V158H175ZM205 159H204L203 161H205ZM257 159L259 160V158H256L255 160H257ZM14 160H13V161H14ZM49 160H50V159H49ZM66 160H68V159H66ZM75 160H76V161H79V160H82V159H79V157H78V158L75 159ZM84 160H85V159H84ZM94 160H95V159H94ZM162 160H164V159H162ZM252 160H253V159H252ZM255 160H253V161H255ZM262 160H263V159H262ZM262 160H261V161H262ZM11 161H12V160H11ZM18 161H19V160H18ZM51 161H52V159H51ZM56 161H57V160H56ZM63 161H64V160H63ZM82 161H83V160H82ZM99 161H100V160H99ZM99 161H98V162H99ZM105 161H107L108 163H106ZM175 161H176V160H175ZM196 161H197V160H196ZM199 161H200V160H199ZM201 161H202V160H201ZM201 161H200V162H201ZM221 161L223 162V159H222ZM239 161H241V160H239ZM239 161H238V162H239ZM71 162H72V160H71ZM71 162H70V163H71ZM84 162H85V161H84ZM98 162H97V164H96V161H95V164H96L97 166H98ZM104 162H105L106 164L103 165L102 163H104ZM181 162H182V161H181ZM207 162H208V161H207ZM244 162H245V163H244ZM262 162H263V161H262ZM57 163H58V162H57ZM76 163H77V162H76ZM80 163L83 164V162H80ZM149 163H150V162H149ZM243 163L246 165V167H249V168H245V167L243 166V165H244ZM255 163H257V162H255ZM16 164H17V163H16ZM18 164H19V162H18ZM68 164H69V163H68ZM85 164H89V163L87 162V163H85ZM120 164H121V163H120ZM158 164H159V163H158ZM204 164H206V163H204ZM251 164H254V162H252ZM260 164H261V162H259V164L257 163L258 166H261V165H262V164H261V165H260ZM19 165H20V164H19ZM116 165H117V164H116ZM197 165H198V164H197ZM17 166H18V165H17ZM51 166H53V170H54V168H55L54 165H51ZM79 166H80V165H79ZM79 166H78V167H79ZM82 166H83V165H82ZM82 166H81V167H82ZM84 166H85V165H84ZM87 166H88V165H87ZM106 166H105V167H106ZM163 166H164V164H163ZM201 166H202V164L200 163V165H198V168H201ZM216 166H217V165H216ZM219 166H220V165H219ZM221 166H222V165H221ZM20 167H21V165L18 167V168L21 170ZM22 167H23V166H22ZM65 167H66V165H65ZM73 167H76V166L73 165ZM89 167H90V164H89ZM105 167H102V169H99V168H97V169H99V170H104V169H106ZM114 167H115V168H114ZM118 167H119V166H118ZM156 167H157V166H156ZM168 167H169V166H168ZM206 167H207V166H206ZM217 167H218V166H217ZM243 167H244V169H243ZM256 167H257V166H256ZM83 168H84V167H83ZM196 168H197V167H196ZM198 168H197V169H198ZM220 168H222V170H224L223 166L220 167ZM232 168H233V167H232ZM234 168H233V169H234ZM236 168H235V170H236ZM252 168H254V167H252ZM257 168H258V167H257ZM41 169H42V168H41ZM61 169L64 170V168H61ZM107 169H108V168H107ZM107 169H106V170H107ZM165 169H166V168H165ZM165 169H164V170H165ZM170 169H171L170 172L173 171L172 174H174V175H178V178H179L180 175L183 176V174H182L183 171H184V167H183V166H181V165H179V164H176V166L171 165V166H170ZM213 169H214V168H213ZM213 169L211 170L212 172H213ZM254 169H255V168H254ZM259 169H260V170H259ZM259 169H257L258 171L255 170V171L258 172V175H260V171H261L262 169H264V166L262 165V169H261V167H260ZM65 170H66V169H65ZM78 170L80 171V169H78ZM82 170H83V169H82ZM84 170H86V169L84 168ZM87 170H89V169H87ZM99 170H94V171H95L96 174H98L97 172H100ZM106 170L103 171V172H104V173H103L104 176L100 175L101 177L104 178V177H107V175H110V173H109V174L106 173ZM194 170H195V169H194ZM204 170H205V169H204ZM209 170H210V168H209ZM225 170H226V169H225ZM235 170H232V172L235 171ZM247 170H248V171H247ZM23 171H24V170H23ZM42 171H43V170H42ZM54 171H55V170H54ZM58 171H59V170H58ZM61 171H62V170H61ZM75 171H76V170H75ZM89 171H90V172H94L93 170H89ZM96 171H97V172H96ZM107 171H108V170H107ZM110 171H111V170H110ZM160 171H161V170H160ZM190 171H191V170H190ZM190 171H189V172H190ZM192 171H193V169H192ZM201 171H202V170H201ZM62 172H64V171H62ZM65 172H67L66 174H68L69 171H65ZM80 172H81V171H80ZM80 172H79V173H80ZM82 172H83V171H82ZM162 172H163V171H162ZM162 172H161V173H162ZM193 172H194V171H193ZM205 172H206V171H205ZM212 172H211V173L208 172V173H210V175H209L208 177L212 176V177L214 178L215 182L217 183V181H218V177H219L220 175H218V174H217V175H216V174H212ZM219 172H220V171H219ZM219 172H218V173H219ZM235 172H236V171H235ZM235 172H234V175H233L232 177H234V176L237 175V176L235 177V179L238 178V180H236V181H238L237 184L240 185L239 183H241L243 186H245L247 183H248V184H251V185H248V190H253L251 187H252V185H253L254 180H253V182H252V181L250 182V181H249L250 179H249V180H247V183H245L246 181H245L244 179H242V178H244V176H245V175L242 176V174H244V172H242V174H241L242 178H241V176L239 175L238 172H236V173H238V174H235ZM262 172H263V173H262ZM262 172H261L262 174L260 175V178H259L260 180L262 179L261 176L264 175V171H263V170H262ZM43 173H44V172H43ZM51 173H52V172H51ZM86 173H87V172H86ZM101 173H102V172H101ZM101 173H100V174H101ZM157 173H158V172H157ZM191 173H192V172H191ZM213 173H214V172H213ZM226 173H227V172H225V173L221 172L222 175H224V174H226ZM228 173H229V172H228ZM248 173H245L246 176H247ZM59 174H60V173H58V175H59ZM74 174H75V173H74ZM84 174H85V173H84ZM92 174H93V173H92ZM111 174H112V172H111ZM167 174H168V173H167ZM229 174H230V173H229ZM232 174H233V173H232ZM251 174H252V176H254V175H256V172L253 171ZM70 175H71V174H70ZM79 175L82 176L83 173H82V174L80 173ZM94 175H95V174H94ZM192 175H193V177L196 176V174H195V175L192 174ZM249 175L247 176V178L252 177L251 175H250V176H249ZM258 175H257V176H258ZM59 176H60V175H59ZM72 176H73V175H72ZM87 176H88V175H87ZM100 176H99V177H100ZM160 176H162V175H160ZM198 176H199V175H198ZM217 176H218V177H217ZM238 176H239V177H238ZM73 177H74V176H73ZM92 177H93V176H92ZM92 177H90V180H92ZM94 177H95V176H94ZM99 177H98V178H99ZM110 177H111V176H109V177H107V178H105V179L107 180V179L109 178L108 180H110V179L112 178V177H111V178H110ZM221 177H223V176H221ZM226 177H227V176H226ZM232 177H231V179H232ZM258 177H259V176H258ZM263 177H264V176H263ZM57 178H58V177H57ZM65 178H66V177H65ZM82 178H84V175H83ZM103 178H102V179H103ZM190 178H191V177H190ZM216 178H217V179H216ZM227 178H228V177H227ZM229 178H230V177H229ZM239 178H240V181H239ZM252 178H254V179H255V182H256V183L254 182L255 185H253L254 188H255V187L257 186V182L260 183V182H259L260 180L257 181V178H255V177H252ZM50 179H51V178H50ZM60 179H62V178H60ZM157 179H158V178H157ZM194 179H195V178H194ZM196 179H197V178H196ZM200 179H201V178H200ZM231 179H227V180H230V181H231ZM241 179L245 181V182L243 181L244 184L241 182V181H242ZM245 179H246V177H245ZM58 180H59V178H58ZM78 180H79V179H78ZM86 180H87V177H86ZM88 180H89V179H88ZM100 180H101V179H100ZM198 180H199V179H198ZM198 180H197V181H198ZM211 180L214 181L213 179H211ZM216 180H217V181H216ZM225 180H226V179H225ZM227 180H226V182H224V184H221V183H220V184L222 185L221 188H223L224 191H223V192H222V191H221V192H220V191L218 192V198H220V200H219L220 202H222L223 204H225L226 207H228V208L230 209V203H231V199H232V197H233V196H232V191H231V189H233L234 192H235V189L233 188L234 185H235V183H234V185H233V187H232L231 185H232V181H233V180L231 181V185H230V187H232V188L230 189V187H228V185L230 184V182H229V181L227 182ZM55 181H57V180H55ZM92 181H93V180H92ZM179 181H180V180H179ZM181 181H182V180H181ZM181 181H180V183H181ZM183 181H184V180H183ZM204 181H206V180H204ZM212 181H211V182H212ZM88 182H89V181H88ZM94 182H95V180H94ZM96 182H97V181H96ZM99 182H100V183H101V182L103 183L104 181L102 180V181H99ZM109 182H111V181H108L107 183H109ZM116 182H115V184H116ZM155 182H156V181H155ZM176 182H177V181H176ZM188 182H189V181H188ZM194 182H196V181H194ZM211 182H210V183H211ZM221 182H223V180H222ZM249 182H250V183H249ZM263 182H264V181H263ZM263 182H261L260 184L262 185ZM59 183H60V182H59ZM59 183H58V184H59ZM75 183H76V182H75ZM84 183H85V181H84ZM151 183H152V182H151ZM158 183H159V182H157V184H158ZM213 183H214V182H213ZM218 183H219V182H218ZM56 184H57V183H56ZM64 184H65V183H64ZM66 184H67V183H66ZM72 184H74V183H72ZM92 184H93V183H92ZM117 184H116L115 186H117V187L120 186V184H118V185H117ZM189 184H190V183H189ZM189 184H188V185H189ZM211 184H212V183H211ZM260 184H258V185H260ZM76 185H77V183H76ZM78 185H79V184H78ZM80 185H81V184H80ZM83 185H84V184H83ZM85 185H86V184H85ZM89 185H90V184H89ZM93 185H94V184H93ZM102 185H103V184H102ZM214 185H216V184L214 183ZM242 185H241L240 187H242ZM261 185H260V186H261ZM59 186H60V185H59ZM62 186H63V185H62ZM73 186H74V185H73ZM73 186H72V187H73ZM97 186H98V185H97ZM100 186H101V185H100ZM106 186H107V185H105V188H106ZM182 186H183V185H182ZM219 186H220V185H219ZM26 187H27V186H26ZM102 187H103V186H102ZM102 187L99 188V191H100L99 194L104 195V193H105L106 191L104 190V187H103V188H102ZM107 187H108V186H107ZM110 187H111V186H110ZM175 187H176V189L178 188L177 185H175ZM197 187H198V185H197ZM224 187H225V188H224ZM249 187H250V188H249ZM257 187H258V186H257ZM257 187H256V188H257ZM263 187H264V185H263ZM263 187H262V189L264 190ZM59 188H60V187H59ZM61 188H62V187H61ZM75 188H76V186H75ZM93 188H94V187H93ZM108 188H109V187H108ZM108 188H107V189H108ZM242 188H244V187H242ZM242 188H241V189H242ZM245 188H247V186H246ZM79 189H81V191H82V186H81V188H79ZM187 189H188V188H187ZM191 189H192V188H191ZM260 189H261V188H260ZM262 189H261V190H262ZM83 190H84V189H83ZM112 190H113V189L111 188L110 191L112 192ZM114 190H115V189H114ZM198 190H199V188H198ZM208 190H209V189H208ZM258 190H259V188H258ZM64 191H65V190H64ZM108 191H109V190H107V192H108ZM210 191H211V190H210ZM213 191H214V190H213ZM83 192H84V191H83ZM85 192H86V191H85ZM85 192H84V193H85ZM107 192H106V193H107ZM116 192H118V191L116 190L115 193H114V192H113V193L116 194ZM245 192H246V191H245ZM248 192H249V193L251 192V194H252V191H248ZM254 192H255V189H254V191H253L252 196L254 195ZM64 193H65V192H64ZM78 193H79V192H78ZM113 193H112V194H113ZM184 193H185V192H184ZM69 194H70V193H69ZM109 194H110V193H109ZM114 194H113V195H114ZM117 194H119V193H117ZM192 194H193V193H192ZM201 194H203V193H201ZM247 194H248V193H247ZM38 195H39V194H38ZM82 195H85V194H82ZM119 195H120V194H119ZM209 195H210V194H209ZM39 196H40V195H39ZM72 196H73V195H72ZM79 196H80V195H79ZM109 196H112V195H108L107 197L105 196L106 200H107V199H109V200L111 199V197L108 198ZM117 196H118V195H117ZM197 196H198V195H197ZM68 197H69V196H68ZM77 197H78V196H77ZM112 197H113V196H112ZM127 197H128V198H127ZM198 197H199V196H198ZM244 197H245V196H244ZM244 197H243V198H244ZM37 198H38V197H37ZM66 198H67V197H66ZM113 198L115 199V197H113ZM249 198H250V196H249ZM40 199H41V198H40ZM67 199H68V198H67ZM85 199H86V198H85ZM103 199H104V197H103ZM114 199H113V200H114ZM127 199H129V200L127 201ZM130 199H132V200H130ZM210 199H211V197H210ZM212 199H213V198H212ZM212 199H211V200H212ZM250 199L252 200L253 198H250ZM35 200H36V199H35ZM74 200H75V199H74ZM88 200H89V198L87 199V201H88ZM101 200H102V199H101ZM104 200H105V199H104ZM116 200H119V199H116ZM125 200H126L127 203L125 202ZM179 200H180V199H179ZM251 200H250V202H251ZM37 201H38V200H37ZM37 201H36V202H37ZM69 201H70V200H69ZM80 201H81V200H80ZM87 201L84 200V201L82 202V204H83V205H88V204H87ZM98 201H99V200H98ZM98 201H96V202H98ZM111 201H112V199H111ZM244 201L247 202L248 200H244ZM99 202H100V201H99ZM246 202H244V204H246ZM39 203H40V202H39ZM70 203H71V201H70ZM101 203H102V202H100V207H101ZM125 203H126V204H125ZM71 204H72V203H71ZM92 204H93V203H92ZM107 204H108V203H107ZM110 204H111V203H110ZM128 204H129V203H128ZM204 204H205V203H204ZM247 204H248V203H247ZM112 205H113V204H111V206H112ZM39 206H41V204H40ZM171 206H176V208H175L174 210H169L168 207H171ZM182 206H183V207H182ZM49 207H50V206H49ZM74 207H75V206H74ZM96 207H97V206H96ZM102 207H103V206H102ZM118 207H122V206L120 205V206H118ZM118 207H117V208H118ZM138 207H139V209H138ZM181 207L184 209V205H181ZM42 208H43V207H42ZM50 208H51V207H50ZM61 208H62V207H61ZM76 208H79V207H76ZM81 208H82V207H81ZM87 208H88V207H87ZM92 208H93V206H92ZM98 208H99V207H98ZM104 208H105V207H104ZM212 208H213V207H212ZM246 208H247V207H246ZM253 208H255V207L253 206ZM253 208H252V209H253ZM70 209H71V208H70ZM101 209H102V208H101ZM101 209H100V210H101ZM113 209H114V208L112 207L111 210L113 211ZM128 209H126V210H128ZM234 209H235V208H234ZM50 210H51V209H50ZM85 210H86V209H85ZM106 210H107L108 213H109V212L111 213V211H109L108 208H107ZM114 210H116V209H114ZM121 210H122L123 213H125V211H126V210H124V208H121ZM46 211H47V210H46ZM116 211H117V210H116ZM116 211H115V212H116ZM119 211H120V210H119ZM119 211H117V212H118V213H121V211H120V212H119ZM232 211H233V210H232ZM68 212H69V211H68ZM71 212H72V211H71ZM100 212H103V211H100ZM105 212H106V211H105ZM127 212H128V211H127ZM129 212H128V213H129ZM132 212H131V213H132ZM55 213H56V212H55ZM63 213H64V212H63ZM80 213H81V212H80ZM108 213H107V214L102 213V214H103V215L105 214V215H106V218H108V217H109V216L107 217ZM110 213H109V215H110ZM123 213H122V214H123ZM128 213H126V215H127ZM133 213H132V214H133ZM186 213H187V212H186ZM87 214H88V213H87ZM94 214H95V213H94ZM53 215H54V214H53ZM67 215H68V214H67ZM69 215H71V214H69ZM78 215H80V214H77V216H78ZM81 215H82V214H81ZM99 215H100V214H99ZM123 215H124V214H123ZM87 216H89V215H87ZM50 217H51V216H50ZM61 217H62V216H61ZM69 217H70V216H69ZM80 217H81V216H80ZM131 217H132V215H131ZM251 217H252V216H251ZM51 218H53V217H51ZM83 218H84V217H83ZM83 218H82V219H83ZM110 218H111V216H110ZM110 218H108L109 223H107V224H109V225H110V222H111V220H109ZM87 219H88V218H87ZM112 219H114V214H113V216H112ZM117 219H118V218H117ZM138 219H139V220H138ZM239 219H240V218H239ZM106 220H107V219H106ZM115 220H116V219L113 220V223H114ZM53 221H54V220H53ZM132 221H133V220H132ZM232 221H233V220H232ZM125 222H126V221H125ZM134 222H135V220H134ZM260 222H262V221H260ZM111 223H112V222H111ZM113 223H112V224H113ZM116 223H117V222L115 221V224H116ZM137 223H136V224H137ZM217 223H218V222H217ZM238 223H239V222H238ZM117 224H118V223H117ZM136 224L134 223V226H135ZM119 225H120V224H119ZM137 225H138V224H137ZM116 226H117V225H116ZM134 226H133V224H132V227H134ZM138 226H139V225H138ZM151 226H152V225H151ZM218 226H219V225H218ZM234 226H235V225H234ZM110 227L113 228V226H110ZM114 227H115V226H114ZM117 227H118V226H117ZM135 227H136V226H135ZM135 227H134V228H135ZM142 227H143V225H142ZM142 227H141V228H142ZM192 227H195V226L193 225ZM192 227H191V228H192ZM122 228H123V227H122ZM138 228H139V227H137L136 230L134 229V231L136 232V231L138 230L137 232L140 233V232H139V229H140V228H139V229H138ZM217 228H218V227H217ZM217 228H215V229H217ZM255 228H256V227H255ZM142 229H143V228H142ZM212 229H213V228L209 229V231L211 232ZM229 229H230V227H229ZM117 230H118V229H117ZM117 230H116V232H117ZM122 230H123V229H122ZM213 230H214V229H213ZM260 230H262V229L260 228ZM25 231H26V230H25ZM80 231H81V230H80ZM113 231H115V230L112 229V232H113ZM119 231H120V230H119ZM141 232H142V233H140V234H141V236H142L143 231H141ZM144 232H145V231H144ZM162 232H163V231H162ZM204 232H205V231H204ZM210 232H209V233H210ZM232 232H233V231H232ZM78 233H79V232H78ZM123 233H124V232H123ZM128 233H130V232H128ZM133 233H134V232H133ZM138 233H137L136 235H138ZM255 233H256V232H255ZM111 234H112V233H111ZM115 234H116V233H115ZM140 234H139V235H140ZM216 234L218 235V232H217ZM220 234H221V233H220ZM220 234H219V235H220ZM243 234H244V233H243ZM146 235H147V232H146ZM146 235H145V236H146ZM219 235H218V236H219ZM241 235H242V234H241ZM77 236H78V235H77ZM145 236H144V234H143V237H144V238H145ZM218 236H217V237H218ZM81 237H82V236H81ZM115 237H117V234L115 235ZM121 237H122V236H121ZM143 237H141V238L143 239ZM230 237H231V236H230ZM94 238L96 239V242H101V241H102L100 235H99L98 233H96V232H95ZM126 238H127V237H126ZM132 238H133V237H132ZM141 238H139L140 241H141ZM32 239H33V238H32ZM77 239H78V238H77ZM86 239H87V238H86ZM215 239H216V238H215ZM25 240H26V239H25ZM210 240H212L210 237H209V238H206L205 242L202 243V244H203L202 248H206V249L208 250L209 247H210ZM6 241H7V240H6ZM84 241H85V240H82V239H81V243H82L81 246H82V248H80V249L71 250V249H66V248H64V249H63V252L61 251V253H63V258H62L61 262L58 261V260H56V259H53V260H52V259H48V258H47L45 261H46L47 263H49V264H81L82 261H83V254H84V253H88V250H89V249H88V246L86 247V242H84ZM88 241H89V240H88ZM200 241H201V240H200ZM78 242H79V241H78ZM102 242H103V241H102ZM104 243H105V242H104ZM125 243H126V242H125ZM143 243H144V240H143ZM143 243H141V244H143ZM60 244H61V243H60ZM92 244H93V243H92ZM78 245H79V244H78ZM99 245H100V243H99ZM61 246H62V245H61ZM66 246H67V245H66ZM79 246H80V245H79ZM112 246H113V245H112ZM141 246H142V245H141ZM141 246H140V247H141ZM217 246H218V245H217ZM123 247H124V246H123ZM226 247H227V248H226V254H227L228 256H230V254H231V248H228V247H230V245H227ZM41 248H43V247H41ZM155 248H156V247H155ZM163 248H164V249H163ZM173 248H175V249H173ZM107 249H108V248H107ZM221 249H222V248H221ZM261 249H262V248H261ZM134 250H133V252H134ZM139 250H140V249H139ZM152 250H153V251H152ZM218 251H219V250H218ZM90 252H92V251H90ZM90 252H89V253H90ZM117 252H118L117 249H115V248H110V250H108V251H103V255H104L107 259H112V256H113L114 254H116ZM180 252H182V253L180 254ZM142 253H141V254H142ZM153 253H154V254H153ZM94 254H95V253H94ZM126 254H127V253H126ZM88 255H89V254H88ZM135 255H136V256H135ZM190 255H191V254H190ZM60 256H61V255H60ZM127 256H128V254H127ZM228 256H225V259H227ZM55 257H56V256H55ZM128 257L131 259L130 256H128ZM59 258H60V257H59ZM84 258H85V257H84ZM88 258H89V257H88ZM86 259H87V258H86ZM114 259H115V257H114ZM124 259H125V258H124ZM134 259H133V260H134ZM130 261H131V260H130ZM87 262H88V261H87ZM212 263H213V262H212ZM88 264H89V263H88ZM125 264H130V262L126 259V263H125Z\"/></svg>", "mask_w": 264, "mask_h": 264}, {"label": "clouds", "instance_id": "obj_3", "mask_svg": "<svg viewBox=\"0 0 264 264\" xmlns=\"http://www.w3.org/2000/svg\"><path fill=\"white\" fill-rule=\"evenodd\" d=\"M160 12L177 10L161 0ZM203 28L222 39L212 47L201 75L209 90L241 95L257 75L264 74V0H197L190 8Z\"/></svg>", "mask_w": 264, "mask_h": 264}]
</instances>
